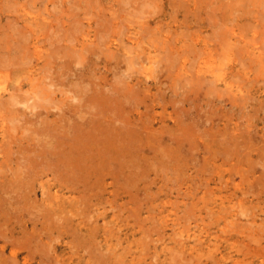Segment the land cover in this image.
Returning <instances> with one entry per match:
<instances>
[{
	"label": "rangeland",
	"instance_id": "obj_1",
	"mask_svg": "<svg viewBox=\"0 0 264 264\" xmlns=\"http://www.w3.org/2000/svg\"><path fill=\"white\" fill-rule=\"evenodd\" d=\"M12 1V2H11ZM72 1H74V2H71L70 0H0V34L2 35V34H4L5 35V38L6 37H8V39L6 38H4V35H0V56L2 55H4V57H3V59H1L0 60V87H3V86H5L6 84H8L10 81H12L11 80V73H13V70H12V66H18L19 64V66H21V65H24L25 66V71L23 72V75L25 74H28V73H32V71H34L35 70V68H38L39 67V65H36V66H34V67H32L33 65H35L38 61H40V63H42L43 64V61H44V59H42V58H39L38 59V55L37 54H32V52H33V48H38V49H42V50H44V52H47V51H50L51 49V51H55L54 49H53V47L55 48V46H56V51H55V55L59 58L58 60L60 61V62H62L63 61V57H67V58H69V56H68V54H70V49L71 48H73L74 46H75V44H77V41L78 40H80V39H78V38H82L83 36V34H85L86 33V31L87 32H90L92 35H93V37H92V39H97V36L99 35V37L100 36H102V37H98V40L99 39H101L102 41L104 40V36L106 37V35H107V33H108V30H110V32L111 33H109L108 34V38L106 37L105 39L106 40H104L103 42L101 41V40H96V43L94 44V43H92V40L90 39V37H89V41H88V45L90 46V47H92L93 46V44L95 45V46H93L92 48H90V50L91 51H89V46L87 45V47H88V52H92V53H89L90 54V56H93V62H95V65L94 66H92V68L91 69H87L88 68V66L86 65L85 67H84V61H81L80 60V62H78V61H76L75 62V60L72 58V56L70 57V58H72V60H74L73 62L74 63H72L71 62V66L74 68V69H71V68H68L69 69V71H71V72H69L68 71V69L67 68H65L67 71H68V74L67 75H70V77L73 79V80H75V81H73V80H71V79H68V78H70L69 76L68 77H66L67 79H66V81H65V83L63 84V85H61L62 86V88H67V86H66V82L67 81H73L74 83H76V84H78L77 83V81H79L78 80V76H76V74L74 75V73H76V70H77V68L79 67V66H81L80 68H85L84 69V71L86 72V74H87V76H86V78H91L92 79V81L94 82V83H97V82H99V81H103L104 82V80L105 79H107L108 78V80H107V84L106 83H103V85H102V87L101 86H99V87H101V88H103L104 90H106V93H109V94H111V95H113V96H119L120 94H113V92L114 93H116V90H119V89H121V87H120V84L121 85H123L124 83H123V79H120V78H122V77H124V78H128V79H130L129 78V76H127L128 74H129V69L128 68H126L127 66L126 65H128L125 61H127L128 59L124 56V54H125V51L127 50L128 52H126L128 55H130L131 57H133V55H135V59H137L138 60V65L137 66H140V64L142 65L143 63H142V53L145 55V54H149V55H151V57H152V59L154 60V58L158 61V64H156L157 62H156V60H154V62H151V60L147 57L146 58V60H145V62H144V64L143 65H147V66H151L150 68H149V70L147 69V71H145V70H141V71H139L138 72V76L139 77H141V79L143 78L144 79V82L146 83L145 84V86H149V89L146 91V95H145V97H144V100H143V102H140V108H139V111L143 114V111H144V113L145 114H147L146 116H145V114H143L142 116H143V118H144V121H146L147 123H148V125H150V129L149 130H151L152 128V130L149 132V138L151 139L150 140V146H152L153 148H151V153H152V155H151V153L149 152L150 151V148L148 149V147H145V149H144V151H142L141 152V154H142V157H144V158H146L147 160H145L146 162H143L142 164H141V166H143V167H141L140 165H138L139 166V168H141V170H138L139 168H133L134 169V171L136 172L135 174H132V170H131V168L130 169H127L124 173H119V175H121V180L119 179V181L117 180V182L115 181L116 179H115V177L112 175V176H107V179H104V181L103 182H101L100 184H99V186H98V188H97V190H95V191H88V192H81L80 194H82V196L84 195H86L85 197H83V202H85L86 201V199H88L87 198V196H88V194H89V197H91V201L90 200H88L89 201V203L88 204H85L84 203V205L82 204V205H80V214H83V216H81L80 214H77V215H73L71 212H68L69 211V208H64V212H62L61 214H58V213H53L52 214V216L53 217H50V219H47L46 217H44L43 215H41V214H43L44 212H46V210H45V208L47 209L48 207L46 206V205H43V203H44V201H45V197H46V194L45 195H43V188L41 187V185H39L38 187H36V191L37 192H31L32 194L30 195V197H29V199H33L34 200V198H35V200L33 201H31V203L33 202V203H36V204H32L31 205V203H29V202H27V204L28 205H25L26 206V210L25 209H22V210H17V205H16V207H14V205H11V211H10V209H9V211L11 212V215L9 216L11 219H12V221H13V223L15 222L16 223V221H17V223H16V225H14L13 224V226L11 225V229L10 230H8L9 228H7V229H5L6 227H8V225L6 224V225H4L3 226V228L5 229V230H7L6 232L8 233V237H5L4 238V235L2 236V235H0V243H4V242H11L12 241V243H20L21 244V242L22 243H24V241H26V239L25 238H29V239H31L30 237H31V235H30V233L28 232V231H30L31 230V233L33 232V231H37V232H40V229H42V228H44L45 226H46V224L47 223H45V225H44V222H51L50 223V225H51V229H53V230H51L50 232H45L46 230H44L43 231V234H44V236H40L38 239H36V241H34V240H32V242H34L33 243V245L37 248L36 249V251H37V258L39 259V261L38 262H36V264H53L55 261L56 262H59L60 264L62 263V264H100V262H101V264H102V258L103 257H107L108 258V256L109 257H113L114 256V253H110V251H107V249L109 248V247H112V246H117L118 245V243H121V245L119 244V246L120 247H122L121 249H120V251H125V250H127L126 251V253H125V255L128 257V259H130V258H135V261H139V264H174V262H175V264H184L185 262V264H189V262H190V264H192L193 262L195 263V264H197V263H199V264H201V262L203 263V264H207L206 262H208L209 264H246V262H247V264H259V263H261V261L264 259V250H263V248L262 247H264V238H263V240L261 239L262 237L261 236H264V229L263 230H261V228H264V227H262V226H260V224L261 223H263V225H264V200H262V199H264V190H263V188H262V185L264 186V184H263V182H261V181H263V179H264V176H262V178L263 179H261V175L263 174L262 173V170H263V167H264V163L261 161V160H263L264 161V155H262L263 153H262V150L261 149H263L264 148V141H262L261 142V140H264V74H262L263 72H261V71H264V69L262 70V67L260 66V64H261V62H260V59L258 58L257 59V54H255L256 52H254V48H260L258 51L260 52L261 51V49H262V47H263V49H262V51L264 50V43H262L261 42V40H264V0L262 1V3H261V0H256V2L254 1V0H247V2H246V0H238L240 3H238V2H236L237 3V5H239V6H241V7H236V3H234L235 1H232V0H227V1H225V0H223L222 2H224L225 4H224V6H226V9L228 10V11H226V10H222L223 9V3H222V5H221V7H222V9H221V7H220V3H221V0H216V2H218L219 4H215L216 2L215 1H213V0H207V1H205V0H197L199 3H197V1L196 0H184L183 1V6H181L182 5V3H181V1L182 0H176L178 3H176V1L175 0H172V6H171V0H170V2H168L169 0H162V1H159L158 0V2L157 3H155L157 0H150V1H148V0H132V1H130L129 2V0H114V1H112V0H99V1H95V0H92L93 2H95L96 3V7H94V4L95 3H93L92 1H90V2H92V3H90V2H88L89 0H83L84 2H86L85 3V5H83L84 4V2L82 1V0H78V2L79 3H81V4H79L78 2H77V0H76V2H77V4H75L76 2H75V0H72ZM106 1H108V2H106ZM116 1H118V3L116 2ZM119 1L121 2L122 1V3H123V5H121L120 3H119ZM137 1H138V5H136L137 4ZM144 1V2H143ZM145 1H146V3L148 4H146L145 3ZM149 3H148V2ZM152 1H153V4H158V5H153V4H151L152 3ZM174 1V2H173ZM187 1L189 2L188 4H189V6H190V9H191V11H193V12H191L190 11V9H189V7H188V4H187ZM209 1V2H208ZM213 1V2H212ZM220 1V2H219ZM233 2V4L232 3H230V2ZM242 1V2H241ZM244 1H245V3L247 4V5H250V7H252L251 9L250 8H245L244 6H247L245 3H244ZM250 1V2H249ZM67 2H68V4H67ZM69 2H71V3H69ZM87 2H88V4H87ZM99 4H98V3ZM103 2H104V4H103ZM211 2V3H210ZM61 3V4H60ZM72 3H74L73 5L76 7H72L71 6V10L73 9V10H75L76 11V9L78 10V8H80V6H81V8L79 9V11H80V13H79V11L77 12L78 14H77V16L75 15L76 13H74V11L72 10H69L70 9V5L72 4ZM90 3V4H89ZM114 3V4H113ZM132 3H134L133 4V6H132ZM136 3V4H135ZM161 3V4H160ZM177 4V5H174V4ZM206 3H208V4H206ZM251 3H253V5L251 4ZM59 4L60 5H63V7L62 6H59ZM70 4V5H69ZM93 5V7L91 6V11L89 10L90 9V7L88 6L87 7V9L86 10H88L89 12L88 13H91L93 16L95 15L96 16V18L98 17V18H100L99 16H101L102 17V15L104 16V18L102 17V19L104 20H101V19H99V20H96V18H95V16H94V18H93V16L90 14H88V13H86L87 14V16L88 17H85L86 15L84 14L85 12H87V11H85L84 13H83V11L85 10L84 9V6H87V5ZM110 4V5H109ZM118 4V5H117ZM130 4V5H129ZM148 7H146L145 5ZM160 4V5H159ZM234 5V6H232V5ZM244 4V5H243ZM257 4V5H256ZM80 5V6H79ZM97 5H99L98 7H97ZM101 5H103L102 7H101ZM105 5L107 6L106 7V9H104L105 8ZM115 5V6H114ZM197 5H198V7H197ZM208 5V6H207ZM214 6V8L215 9H217L215 12L213 11V10H215V9H212V6ZM229 5H231L230 6V8H229ZM252 5V6H251ZM263 5V6H262ZM59 6V7H58ZM112 6V8H111V10H109V8L108 7H111ZM114 6V7H113ZM131 6V7H130ZM138 6H140L139 8L141 9V7H142V9H141V11H142V13L140 12V11H138V10H140V9H138ZM143 6H144V8H143ZM153 6V7H152ZM160 6H162L161 8H162V10H160L159 8H160ZM175 6V7H174ZM186 6H187V8H186ZM210 6H211V8H210ZM65 7V8H64ZM83 7V8H82ZM99 7H101L102 8V10H104V14H103V11L101 10V8H99ZM104 7V8H103ZM117 7V10H113V9H115ZM135 7V12L133 13V10H131L130 8H134ZM158 9H157V8ZM182 7V8H181ZM200 7V11H197L196 9H198ZM207 7L209 8V9H207ZM217 7H220V9L219 8H217ZM247 7H249V6H247ZM257 7H258V9H257ZM263 7V8H262ZM59 8H60V11H58L59 10ZM61 8H62V11H61ZM75 8V9H74ZM89 8V9H88ZM93 8V9H92ZM100 10H99V9ZM137 8V9H136ZM146 8V9H145ZM152 8H154V10L152 9ZM196 8V9H195ZM225 8V7H224ZM233 8L235 9V10H233ZM81 9H83V10H81ZM95 9V10H94ZM121 9H122V11H121ZM148 9H151V10H148ZM185 9H187V13H186V10ZM210 9H212V10H210ZM250 9V10H249ZM261 9V12H259V10ZM17 12H16V11ZM92 10H94V14H93V11ZM98 10V11H97ZM107 10V11H106ZM146 10V11H145ZM160 10V12H158ZM173 10V11H172ZM239 10H240V14H239ZM242 10H249L248 12H246V11H242ZM256 10V11H255ZM35 11V12H34ZM66 11V13L64 14V12ZM71 11V12H70ZM106 11V12H105ZM111 11V12H110ZM148 11V12H147ZM153 11H156L155 12V15H152L153 13ZM211 11H213V13L211 12ZM221 11H223V12H221ZM236 13H235V12ZM242 11V12H241ZM252 11V12H251ZM2 12V13H1ZM18 12H20V14L18 13ZM53 12V13H52ZM71 14V15H74V17H72L69 13ZM108 12V13H107ZM140 12V13H139ZM147 12V14H145ZM176 14H175V13ZM186 13V14H184V16H183V13ZM197 12H200L199 14L197 13ZM221 12V13H220ZM244 12V13H243ZM251 12V15L249 14ZM256 12V13H255ZM258 12L261 14H258ZM263 12V13H262ZM42 13V14H41ZM44 13V14H43ZM59 13H61V14H59ZM102 13V14H101ZM112 13V15H110ZM139 13V16L137 15ZM156 13H158L157 15H156ZM208 13V14H207ZM210 13V14H209ZM217 13H218V15H219V13H220V15L218 16L217 15ZM223 13H224V15L225 16H223L224 18L222 19V15H223ZM233 13V14H232ZM248 13V14H247ZM13 14V15H12ZM28 14V15H27ZM50 14V15H49ZM121 14V15H120ZM145 14V18L143 17V15ZM234 14H236L235 16H234ZM263 14V15H262ZM20 15V16H19ZM81 15H83L85 18H83ZM99 15V16H98ZM108 17V19H107V17ZM108 15H110V16H112L111 18H110V16H108ZM173 15H175V16H173ZM198 15H200V16H198ZM208 15H210V16H208ZM242 15V16H241ZM247 15V16H246ZM252 15H253V17H252ZM261 16V20H260V17H258V16ZM12 16V17H11ZM17 16V17H16ZM30 16V17H29ZM40 16V17H39ZM60 16V17H59ZM78 17V20H77V18L76 17ZM80 16L83 18H80ZM114 16V17H113ZM148 16H149V18H148ZM176 16H177V18H176ZM229 16V17H228ZM11 17L12 19L13 18H15L16 19V21L17 22H15V19L13 20V22H12V19L9 18ZM32 17V18H31ZM41 17H44V18H41ZM92 17V18H91ZM117 17V18H116ZM175 19H174V18ZM214 17V18H213ZM236 17V18H235ZM18 18V19H17ZM39 18H41L40 20H39ZM115 20H114V19ZM218 18H219V20H222V21H220L219 22V20H218ZM233 18V19H232ZM248 19V21H247V19ZM251 18H252V20H251ZM256 18H258V19H256ZM44 19V20H43ZM51 19H53V21L51 20ZM75 19H76V21H75ZM117 19V20H116ZM129 19V20H128ZM207 19V20H206ZM208 19H210V21L213 19L214 21H212V22H214L215 23V21H216V19L218 20V22H216V24L218 25V24H221V22L223 23V25L225 24V26H221L222 28H226V25H228L229 27H227L226 29H224V30H228V28H229V35H225L224 33H226V31H223L224 33H222V31H221V29L219 28L220 26H217L216 24V26L219 28V29H217L216 27H215V25H214V23H211L210 24V22H209V20ZM229 19H231V21L232 20H235V21H233L232 23L229 21ZM11 20V21H10ZM19 20V21H18ZM28 20V21H27ZM32 20V22H30ZM41 20L43 21V22H41ZM67 20V21H66ZM82 22H81V21ZM113 20V21H112ZM125 20V21H124ZM138 20V21H137ZM156 20V21H155ZM157 20H158V22H157ZM160 20V21H159ZM183 20H186V22L185 21H183ZM226 22H225V21ZM260 20V21H259ZM44 21H45V24L43 25V23H44ZM48 23H47V22ZM63 21V22H62ZM65 21V22H64ZM95 21H96V23H97V21H98V25H96V23H95ZM112 21V22H111ZM155 21V22H154ZM249 22V23H247V22ZM253 22V24H252V22ZM263 23H262V22ZM103 22V23H102ZM138 22H139V24H142V25H144V27L146 28V29H144V27L141 25V26H139L138 27ZM166 22V24L164 25V23ZM247 24H249V25H251V26H249V25H247ZM29 23V24H28ZM31 23V24H30ZM42 23V24H41ZM51 23V24H50ZM63 23H64V25H63ZM91 23V25H93V26H91V25H88V24H90ZM109 23H112V24H109ZM114 23H115V25H114ZM157 25H156V24ZM186 23V24H185ZM255 23V24H254ZM259 23V24H258ZM262 23V24H261ZM22 24V25H21ZM34 24V25H33ZM38 24V25H37ZM81 24H83V26L81 25ZM108 24H109V26H108ZM116 24H120V26L118 25V27H119V29L117 30V26H116ZM197 24V25H196ZM213 24V25H212ZM19 25H21V26H19ZM29 25V26H28ZM71 25V26H70ZM163 25V28L164 29H162L161 31H160V28H161V26ZM200 25V26H199ZM230 25H232V26H230ZM238 25V26H237ZM259 25V26H258ZM263 25V26H262ZM22 26H24L23 28H22ZM33 26V27H32ZM34 26H38L37 28L36 27H34ZM40 26H45L46 27V30H45V28H43V27H40ZM67 26H70L69 27V29L71 30H69L68 29V27ZM75 26H77V30H76V27ZM82 26V27H81ZM86 26H90L89 28H85ZM101 27V28H98V27ZM110 26L111 27H113L114 26V29L112 28V30H111V28H110ZM239 26H242V27H240L239 28ZM257 26H258V28H261V29H258L257 28ZM19 27H21L20 29H22V31L24 30V32L26 31L27 33H28V28H29V30H31V33H33L32 35H31V33H30V31H29V35L27 34L24 38H23V36H24V33H23V35H21V31L19 32V30L20 29H18ZM48 27V28H47ZM84 27V28H83ZM107 27V28H106ZM150 27V28H149ZM187 27V28H186ZM211 27H213V30H212V28ZM230 27H232V28H230ZM235 27V28H234ZM246 28V30H248L247 29V27L249 28V30L247 31V33H244V32H241L242 30H245V29H242V28ZM38 28H41L40 30H38ZM44 30H43V29ZM96 28V29H95ZM110 28V29H109ZM173 28V29H172ZM180 28V29H179ZM185 28H186V31H184L185 30ZM194 28V29H193ZM197 28V29H196ZM199 28V29H198ZM214 28H216V30H220L219 31V33L216 31L215 32V29ZM251 28V29H250ZM253 28V29H252ZM4 29H6L5 31H6V33L5 32H2V31H4ZM143 29L144 30H146L145 32H143ZM150 29H151V31H150ZM157 29V30H156ZM182 29H184L183 31L186 33L187 31L191 34H188V32H187V34H185V33H182L183 31H181ZM195 29L197 30V31H195ZM230 29H232V30H230ZM255 29H257V31L255 30ZM12 30V31H11ZM36 30H38V34H37V31ZM43 30V31H42ZM84 30V31H83ZM149 30V32H147ZM157 31L159 34H157L155 31ZM191 30H194V31H191ZM260 30H262V31H260ZM82 31V32H81ZM95 31V32H94ZM102 31V33H100ZM107 31V32H106ZM115 31H119L118 32V34H117V32H115ZM154 31V32H153ZM179 31L181 32V33H179ZM213 31V32H212ZM228 31H227V33H228ZM256 31V32H255ZM2 32V33H1ZM11 34H10V33ZM40 32V33H39ZM64 32V35L62 34ZM85 32V33H84ZM153 32V33H152ZM178 32V33H177ZM203 32H205V34L203 33ZM208 32V33H207ZM75 33V34H74ZM78 33H80V34H78ZM127 33V34H126ZM140 33V34H139ZM146 33V34H145ZM152 33V34H151ZM156 33V34H155ZM174 33V34H173ZM212 34V36L214 35V33H216L215 35H216V37L214 36L213 38H212V36H211V38L212 39H217V40H212L211 38H210V36L209 37H207L206 35H209V34ZM220 33L222 34V35H220ZM260 33V34H259ZM9 34V35H8ZM13 34H14V36H16V37H19V39H20V36H21V39H20V41H18V38H16V37H13ZM16 34V35H15ZM48 34V35H47ZM62 35V38L60 37L61 35ZM87 34V33H86ZM86 34H85V37H86ZM104 34V35H103ZM141 34H142V36H141ZM172 36H171V35ZM217 34H219V35H217ZM238 34V35H237ZM245 34V35H244ZM247 34V35H246ZM12 35V36H11ZM20 35V36H19ZM30 35H31V37H30ZM59 35V36H58ZM65 35H68L67 37L65 36ZM97 35V36H96ZM117 35L118 36H121L120 38H121V40H118V39H120V38H117ZM129 35V36H128ZM134 36V38H133V36ZM137 37H136V36ZM145 35V36H144ZM151 35V36H150ZM159 37H158V36ZM176 35V36H175ZM181 35V36H180ZM188 37H187V36ZM190 35V36H189ZM236 35V36H235ZM255 35H259L260 36V39L261 38H263V39H261L260 41H258L257 39H258V37L257 36H255ZM37 36V37H36ZM59 38H58V37ZM109 36H111L110 38H109ZM143 36H144V38H143ZM151 38H154V39H152L151 38V40L149 39V37ZM157 38H156V37ZM163 36V37H162ZM178 36V37H177ZM222 36V37H221ZM251 36V37H250ZM1 37H3V39H4V41H2L3 39L1 38ZM30 37V38H29ZM72 39H71V38ZM136 37V38H135ZM146 37V38H145ZM193 37V38H192ZM218 37H219V40H218ZM225 37L227 38V40L225 39ZM230 37V38H229ZM244 37V38H243ZM22 38L23 39H25V41H23L22 40ZM27 38H29V41H28V39ZM162 38H164V40H166L167 39V41L169 40L170 42H167V41H163L162 40ZM175 38V39H174ZM192 38V39H191ZM210 38V39H209ZM249 38V39H248ZM252 38H255V40H257V41H255L254 39H252ZM257 38V39H256ZM45 39H47V40H45ZM58 39H60V40H58ZM62 39V40H61ZM66 39H68V40H66ZM69 39H71V41L69 40ZM78 39V40H77ZM140 39V40H139ZM149 39V40H148ZM246 39V40H245ZM251 39V40H250ZM6 40V41H5ZM10 40V41H9ZM13 40H15V42L13 41ZM17 40V41H16ZM159 40V43L157 42ZM175 40V41H174ZM226 40V41H225ZM244 40V41H243ZM253 40V41H252ZM9 41V43H15V44H13V46L11 47L10 45L12 44H9V46H8V42ZM62 41V42H61ZM73 41V42H72ZM101 41V42H100ZM126 43H125V42ZM139 41V42H138ZM157 43H156V42ZM163 41V42H162ZM174 43H173V42ZM188 41V42H187ZM220 41L221 43H223V44H221V43H218V42ZM228 41V42H227ZM239 41V42H238ZM250 41V42H249ZM19 42L21 43V47H20V44H19ZM39 42H42V43H39ZM97 42H98V44H97ZM123 42V43H122ZM128 42V43H127ZM166 42V43H165ZM191 42V43H190ZM226 42H227V44H226ZM236 42H237V47H238V49H239V51L237 52V47L235 46L236 45ZM252 42H254L253 44H252ZM255 42H256V44H255ZM258 42V43H257ZM264 42V41H263ZM7 43V44H6ZM26 43V44H25ZM90 43H92V44H90ZM103 43H105V44H103ZM111 43H114V45L116 46L117 44H119L120 46H119V48H118V50H116V53H118L119 54V56L120 57H122L123 59H125V60H123V59H118V60H116V58H112V65H109V67H107V66H105L104 64V62L102 61V58H103V53L101 54V56H100V54H95V53H98L99 52V50L101 51L102 49H105L106 50V46H107V48H109V46L111 45ZM140 43H142L141 44V46H139V45H137V44H140ZM154 43V44H153ZM168 43V44H167ZM188 43V44H187ZM217 43H218V46H217ZM239 43V44H238ZM260 43V44H259ZM261 43L263 44V45H261ZM16 44H17V46H16ZM23 44H25V46H23ZM49 44V45H48ZM63 44V45H62ZM97 44V45H96ZM103 44V45H102ZM127 44H129V45H127ZM158 44L159 45H161V47L162 48H160V46L159 47H157L158 46ZM174 44V45H173ZM219 44H221L222 46H220ZM257 44L260 46V47H258L257 46ZM35 45H38L39 47H37V46H35ZM55 45V46H54ZM57 45L60 47V45H62L61 46V48L60 49H62L63 51H65L64 53H68L67 55H65V56H63V55H61V54H64V53H62L63 51L62 50H60V49H58L59 47H57ZM99 45V47L100 48H98L97 46ZM104 45H106V46H104ZM113 45V46H114ZM135 45V46H134ZM168 45H169V47H168ZM171 45V46H170ZM187 45V46H186ZM196 47H194V46ZM226 46V48H225V46ZM239 45V46H238ZM1 46H3L2 48H1ZM6 46H7V48H6ZM16 46V47H15ZM28 46V47H27ZM29 46L32 48V50H31V48L29 49ZM50 46V47H49ZM150 46V47H149ZM197 46L201 49H199V48H197ZM228 46V47H227ZM235 46V48H233V47ZM25 47V48H24ZM49 49H48V48ZM52 47V48H51ZM63 47V48H62ZM77 47H81L79 44H77ZM157 47V48H156ZM184 47H185V49H184ZM190 47V48H189ZM192 47H194V48H192ZM203 47V48H202ZM230 47V48H229ZM243 47V48H242ZM4 48V49H3ZM44 48H46V50L44 49ZM51 48V49H50ZM69 48V49H68ZM75 48H76V46H75ZM94 48V49H93ZM161 50H160V49ZM164 48V49H163ZM181 48V49H180ZM186 48H187V51L184 53L183 51H185L186 50ZM191 48H192V51H193V54H194V56H195V59H196V56H199V57H197V61L194 59V56H193V54L192 53H190V52H192L191 51ZM211 48H212V50L214 51V53H213V57H214V61L216 62V63H218V64H222V63H225V64H230L231 65V68L229 69V72H230V76H231V78H233V81L235 82V80H236V83L238 84V85H241L242 87H243V90H239V88H238V86L236 87V89L235 90H237V91H232V90H230V92H231V94H233V97L229 94V91L224 87V85H221V86H219V89H220V87H221V89L223 88L225 91H223V92H226V93H228V94H226V93H223L221 90V92L224 94L223 96L225 97H223L222 96V93H220V91H218V90H215L214 91V93H219L221 96H219V94H214L212 91V93H209L208 91H207V88H205V87H203V91H205V92H203L202 93V89L199 91V95L201 94L202 96L200 97V96H197V98L196 99H194V101H193V98H195V96L196 95H198L196 92H194V91H189V92H187L188 94H185L186 92L185 91H187L186 89H188L189 88V90H190V87L189 86H191V84L189 83V80L188 79H190L191 77H190V74L192 73V72H195V70L197 69V66H198V64L200 63V62H202V60H204L205 58H207V53H208V50H211ZM252 48V49H251ZM2 49V50H1ZM22 49H24V50H22ZM28 49V50H27ZM99 49V50H98ZM183 49V50H182ZM188 49H189V53H188ZM203 49V50H202ZM241 49V50H240ZM248 49H249V51H248ZM9 50V51H8ZM16 50H17V52H16ZM32 52H31V51ZM57 50H60L59 51V53H61L60 55L62 56L61 57V59H60V55L58 56V52H57ZM93 50V51H92ZM159 50V51H158ZM169 50V51H168ZM220 50V51H219ZM224 50V51H223ZM225 50H226V52H225ZM235 50H236V52H237V54H238V56H237V54H235ZM4 51V52H3ZM11 51V52H10ZM22 51H24V52H22ZM29 51V52H28ZM62 51V52H61ZM96 51V52H95ZM118 51V52H117ZM133 51V52H132ZM165 51V52H164ZM169 52V53H166V52ZM173 51V52H172ZM197 51V52H196ZM201 51V52H200ZM202 51L204 52V53H202ZM207 51V52H206ZM219 52L218 54H217V52ZM248 51V52H247ZM10 52V53H9ZM121 54H120V53ZM195 52V53H194ZM205 52H206V54H205ZM22 53V54H21ZM100 53V52H99ZM124 53V54H123ZM157 53V54H156ZM163 55H162V54ZM172 53V54H171ZM173 53H176V54H174L173 55ZM182 53V54H181ZM225 53V54H224ZM240 53H242L241 55H240ZM28 54V55H27ZM89 54L87 53V55L89 56ZM139 54V56H137V55ZM169 54V55H168ZM198 54V55H197ZM224 54V55H223ZM35 55L37 56V57H35ZM99 55V56H98ZM123 55V56H122ZM172 55H173V57L175 56V55H179V57L180 58H178V61H176V58H177V56H176V58H175V62H174V58L172 57ZM217 55V56H216ZM240 55V56H239ZM264 55V54H263ZM8 56V57H7ZM17 56V57H16ZM31 56H33L32 58H31ZM96 56H98V59H97V57ZM105 56V55H104ZM254 56V57H253ZM259 56V55H258ZM8 59H7V58ZM118 57V56H117ZM158 57H160V58H158ZM169 57V58H168ZM171 57L173 58V59H171ZM192 57H193V59H192ZM218 57V58H217ZM222 57H223V59H222ZM237 57H239L238 59H237ZM241 57L242 58H245V59H247V57L249 58V59H247V60H244V59H242L244 62L243 63H241L242 62V60H240L241 59ZM0 58H2V57H0ZM30 58H31V60H30ZM101 58V59H100ZM134 58V57H133ZM236 58V59H235ZM256 58V59H255ZM6 59V60H5ZM20 59L21 60H23V61H20ZM65 59V58H64ZM114 59V60H113ZM140 59V60H139ZM190 59H192V61L190 60ZM255 60V62H253L254 60ZM12 60H14V61H12ZM16 60H19V63L16 65V63L15 64H13L14 62H16ZM96 60H98V61H96ZM116 60V61H115ZM120 60H122V61H124L125 63L123 64V65H121L122 63V61H120ZM163 60V61H162ZM219 60H221L220 62H219ZM251 60H252V62L253 63H251ZM4 61V62H3ZM8 61H9V63H8ZM85 61L87 62V60L85 59ZM168 61H169V63H168ZM180 61V62H179ZM196 61V62H195ZM239 61H241V62H239ZM246 61V62H245ZM258 61V62H257ZM8 63V65H6L7 63ZM26 62V63H25ZM35 62V63H34ZM116 62V63H115ZM118 62V63H117ZM177 62V63H176ZM188 62H190L191 63V65L188 63ZM195 62V63H194ZM228 62V63H227ZM259 62H260V64H259ZM31 63V64H30ZM76 63H78L77 64V66H76V68H75V64ZM88 63V62H87ZM154 63V64H153ZM163 63V64H162ZM167 63H168V65H167ZM174 63H176V64H174ZM180 65H179V64ZM246 63H248V65L246 64ZM5 65V67H3L4 65ZM10 64V65H9ZM29 66H28V65ZM41 64V65H42ZM80 64V65H79ZM116 64V65H115ZM153 64V65H152ZM167 65V68H166V66H164V65ZM172 64V66L173 67H169V65H171ZM192 64H195V66H194V68L193 69H191V71H190V69H187V68H192L193 67V65ZM258 64H259V66H258ZM119 65V66H118ZM122 66V68H121V66ZM177 65V66H176ZM187 65V66H186ZM189 65V66H188ZM200 65V64H199ZM223 65V64H222ZM254 65H255V67L256 66H258L259 68H261V69H258V70H256V71H254L255 70V67H254ZM104 66V67H103ZM113 67L111 70H108L109 68H111V67ZM123 66L125 67V68H123ZM153 66H154V69H152L153 68ZM247 66V67H246ZM9 67V68H8ZM96 67V68H95ZM115 67V68H114ZM129 67V66H128ZM162 67H163V69L166 71V72H162ZM171 68H173V69H171L172 71V73L170 72V69ZM181 67V68H180ZM246 67V68H245ZM249 67V68H248ZM120 68V71H122L121 73H119L118 72V69ZM156 68V69H155ZM244 68V69H243ZM254 70H253V69ZM101 70V72H99V70ZM122 69V70H121ZM123 69H124V71H123ZM169 69V70H168ZM195 69V70H194ZM252 69V70H251ZM9 70V71H8ZM91 70V71H90ZM157 70H158V72H157ZM167 70H168V73H169V75L167 74ZM231 70V71H230ZM40 71V69L38 70V72ZM96 71V72H95ZM115 71V72H114ZM174 71V72H173ZM234 71H235V73H234ZM237 71H238V73H237ZM259 71V74L261 75L262 74V76H260L259 74L257 75V72ZM72 72H74L73 73V75L74 76H76V77H72L71 75V73ZM93 72V73H92ZM147 72H149L150 73V75L148 76L147 75ZM153 72V73H152ZM159 73V75L157 74V73ZM160 72H162V74L160 73ZM232 72L234 73V74H232ZM9 73V74H8ZM99 73H100V75H99ZM103 73V74H102ZM118 73L121 75L122 74V76H120V78H119V80H121L120 82L117 80V78H118ZM155 73H156V75H155ZM167 75H166V74ZM39 74H41V72L39 73ZM88 74H90V75H88ZM92 74V75H91ZM98 74V75H97ZM115 74V75H114ZM166 76H165V75ZM185 76H184V75ZM240 74H242V75H240ZM257 75V77L255 78V76ZM97 75V78L95 77ZM104 75V76H103ZM153 75V76H152ZM161 75V76H160ZM178 75H179V77H178ZM186 75H188V77H186ZM236 75H238V78H237V76ZM240 75V76H239ZM66 76V75H65ZM94 76V77H93ZM100 76V77H99ZM154 76H156V77H154ZM175 76V77H174ZM234 76H236V77H234ZM93 77V78H92ZM106 77V78H105ZM113 77H115V78H113ZM159 77V78H158ZM243 77V78H242ZM252 77H254V79H251ZM263 77V78H262ZM75 78V79H74ZM77 78V79H76ZM156 78V79H155ZM238 80H237V79ZM241 78V79H240ZM169 79V80H168ZM178 79H180V80H178ZM239 79H240V81H239ZM256 79V80H255ZM257 79H258V82L259 83H257ZM261 79H263V80H261ZM88 80V79H87ZM146 80H148V81H151V82H147ZM165 80V81H164ZM171 80V81H170ZM180 82L179 84H182V85H179L178 84V81ZM255 80V81H254ZM116 81H117V83H116ZM166 81H167V83H166ZM168 81H170L171 83H168ZM176 82V84H175V82ZM185 81H186V83H187V85H186V83H185ZM239 81V82H238ZM250 81V82H249ZM263 81V82H262ZM173 82V83H172ZM247 82L248 83H250L251 85H249V84H247ZM117 85V84H119V89H118V85L116 86V88L114 87L115 85ZM178 84V85H177ZM68 85V84H67ZM71 87H72V89H66V92L64 91V93H61V92H58L57 93V99H64L65 98V102H66V100H69L70 99V96L73 94V84L71 83ZM93 84H92V82H90V84H89V86H92ZM100 85V84H99ZM105 85V86H104ZM110 85V86H109ZM185 85V86H184ZM243 85H245V86H243ZM247 85H249V86H247ZM76 86H78V85H75V87ZM144 86V87H145ZM171 86V87H170ZM181 86H182V89H184V87L186 88L187 86V88L185 89V90H182V91H180L179 89L181 88ZM184 86V87H183ZM69 87H70V85H69ZM79 87V86H78ZM78 87H76V88H78ZM108 87H109V89H108ZM123 87V86H122ZM143 87V86H142ZM143 87V89L145 90L146 88H144ZM169 87V88H168ZM168 88V89H167ZM172 88H173V91H174V88L175 89H177V93L175 92V93H173L174 94V98L177 100V98H179L178 96L180 95L181 97H182V99H181V97L179 98L180 100V102L177 100L176 102L175 101H173L174 99H173V94H169V93H172ZM26 89H27V87H25V90H23V91H20V94H19V98L21 97V102H19V104H16L15 105V107L16 108H18V109H16V110H18V112L16 113V114H18V116L20 117H18L19 119H16V120H13V116H11L12 117V120L14 121V123L15 122H17V120H19L18 121V123H19V125H18V123H16V125L19 127V131L17 130V129H15V128H10L11 126H15V125H12V122H11V117L9 118V121H7L8 123V127L10 128V129H13V130H11L13 133V135H14V133L16 132V134H15V136H16V138H15V136H14V138H13V140L15 141H13L12 143H9L10 145H11V147H13L12 149H11V147L9 146V145H7V144H5V146H6V148H7V150L8 151H12V152H7V150H6V148H5V146H3L2 144H3V142L2 141H0V147H1V149H0V157H2L3 156V154L5 153V156L7 157V161H2V159H4L3 157L1 158V160L0 161H2V162H4V163H2L1 165H2V167H1V165H0V169L2 170V172L0 173V180H2L1 182H0V188H2L3 187V192H1L0 193V195H2V193H4L3 195H2V197L3 196H5L6 197V195L8 196V198H9V193H6L5 191H8L9 192V190L8 189H10L11 190V188L12 187H14V185H15V182H14V184H11V183H13V181H14V179H15V177H16V175H17V173L18 172H15L17 169H14V167H18V170L17 171H19L20 170V172L22 171V169L24 168V166H22L21 167V165H25L26 166V157H25V154H28V153H31L29 150L27 151L26 150V148H28V146L29 147H41L42 146V144H40V143H42V142H44V141H42L41 139V136L43 135L44 136V134H45V130H46V128L45 129H43L46 125H47V123H48V125L47 126H50L49 128H51V126H53L54 125V123L55 124H57L56 123V121L58 122V123H64L63 121H61L60 122V118H61V116H60V114H59V117L57 116V113L59 112L60 113V111L61 110H59L58 109V106L60 105V103L58 102V104L57 103H53V102H50L51 104H49L50 105V109L52 108L51 106H53V104H54V108L53 109H57L56 111L55 110H53V109H51V111H52V114L51 115H49V116H47V117H49L48 119L49 120H47L46 119V117L45 116H40V118H39V120H38V117L39 116H36V108H33L32 109V107H31V111L28 109L29 107L28 106H25L24 107V105H26V99H27V97H26V95L27 96H29L30 94H28L29 92H27V93H24V92H26ZM114 89V90H113ZM116 89V90H115ZM204 89H206V90H204ZM156 90H157V92L159 93H157L156 92ZM158 90H162L161 92L162 93H164V94H162V93H160V91H158ZM28 91V90H27ZM72 91V93H69V92H71ZM180 93H179V92ZM217 91V92H216ZM1 92H4V89H1ZM9 92L10 91H7V92H5V95H7V97H9L10 96V94H9ZM155 92L158 94V95H156L155 94ZM247 92H248V95H247V97L245 96V93L247 94ZM119 93H121V91L119 90ZM184 95H186L185 97H187V98H185V97H183V94ZM193 94V95H190V94ZM195 93H196V95H195ZM207 93V94H206ZM65 94V95H64ZM150 96H149V95ZM162 96H164L163 98H164V100L163 101H161V95ZM176 94V95H175ZM205 94H206V96H205ZM212 94V95H211ZM226 94V95H225ZM239 94H241L242 96H243V98H242V96H240ZM244 94V95H243ZM250 94H252V95H250ZM66 95L68 96L67 98H66ZM160 95V96H159ZM195 95V96H194ZM207 95H209V96H211V97H213V96H215L214 98H211L212 100H210L209 101V98L210 97H208ZM228 95H230V96H228ZM26 97V99L24 98V97ZM61 96V97H60ZM149 96V97H148ZM156 96V97H155ZM159 96V97H158ZM189 96H191V97H189ZM218 96H219V98H218ZM227 96H228V99H227ZM235 96H237V98H235L234 99V97ZM249 96H250V98H256V99H253V101L252 102H250V99H249ZM252 96H254V97H252ZM6 97V96H5ZM171 97H172V99L173 100H171V101H169L170 99H171ZM189 97V98H188ZM199 97H200V99H199ZM221 97V98H220ZM229 97H231V99H234V100H232V101H230L231 99L229 98ZM240 97L242 98V99H240ZM185 98V99H184ZM206 98H208V99H206ZM248 98V99H247ZM156 99H158V100H156ZM190 99V100H189ZM192 99V100H191ZM221 99V100H220ZM225 99H227V100H225ZM236 99L238 100V101H236ZM26 100V101H25ZM59 100V101H60ZM203 100V102H201ZM243 102H242V101ZM258 100V101H257ZM30 101V103H32L34 100L33 99H30L29 100ZM28 101V102H29ZM153 101H154V103H153ZM157 101H159V102H157ZM183 101V102H182ZM189 101V102H188ZM192 101V102H191ZM198 101H199V103H198ZM207 101H209V102H207ZM211 101H213V102H211ZM234 101V102H233ZM240 101V103L242 102L243 104H245L244 106H243V108H242V103H241V106H239V102ZM247 103H246V102ZM23 102L25 103L24 105H23ZM61 102V101H60ZM151 102V103H150ZM163 102V103H162ZM166 102V103H165ZM173 104H172V103ZM177 102H179V103H177ZM195 102V103H194ZM212 103V105H211V103ZM231 102H233V103H235V104H232ZM237 102V103H236ZM142 103V104H141ZM182 103V106L180 105ZM191 105H190V104ZM194 103V104H193ZM198 103V104H197ZM205 103H207V104H205ZM208 103H209V106H208ZM221 103V104H220ZM175 104H177V105H175ZM196 104H197V106H196ZM226 104V105H225ZM247 104V105H246ZM252 104V105H251ZM19 105V106H18ZM164 105H166L167 107H165L164 109H162L163 107L162 106H164ZM172 105H174V106H172ZM188 105H190V107L192 108L193 107V109H192V112H190L191 111V108L188 106ZM195 105V106H194ZM199 105V106H198ZM207 105V106H206ZM217 105V106H216ZM218 105H220V106H218ZM261 105H263V106H261ZM57 108H56V107ZM175 106H178L177 108L175 107ZM184 106V107H183ZM201 106L203 107V108H201ZM206 106V108H204ZM210 106H212L211 108H210ZM217 107V109H216V107ZM222 106V107H221ZM256 106V107H255ZM26 107H27V110H26ZM146 107V109L144 110V108ZM149 107H151V108H154L153 110L151 109V108H149ZM175 107V108H174ZM187 107H189L190 108V111H188V112H190V114L189 113H187V109H189V108H187ZM195 107H197L196 109H199V110H195L194 108ZM210 108V110L213 108V107H215V111H214V108L211 110V111H214V112H208L209 110V108ZM241 107V108H240ZM252 107H255V109L254 108H252ZM166 108H167V110H166ZM172 108L173 109H175V110H172ZM179 108H180V110H179ZM246 108H248V110L246 109ZM263 108V109H262ZM148 109H150L149 111H147ZM155 109H157V110H155ZM184 111H182V110ZM206 109V110H205ZM228 109H229V111H228ZM234 109H235V111H234ZM240 109V110H239ZM242 109V110H241ZM245 109V110H244ZM257 109V110H256ZM22 110V111H21ZM33 110V111H32ZM143 110V111H142ZM163 110V111H162ZM177 110H179L178 112H176ZM203 110H205V111H203ZM227 110V111H226ZM152 111H153V114H152ZM175 111V112H174ZM182 111V112H181ZM195 111H196V113H195ZM201 111H202V113H201ZM218 111V112H217ZM221 111H222V113L224 114V115H221L222 113H221ZM231 111H232V113H231ZM234 111V112H233ZM238 111L240 112V113H242V114H240L239 115V113H238ZM242 111V112H241ZM244 111V112H243ZM246 111H248V114H247V112ZM257 111V112H256ZM24 112V113H23ZM25 112H26V114H25ZM57 112V113H56ZM165 112V113H164ZM220 112V113H219ZM225 112L226 113H230L231 114V120L229 119V116H230V114H229V116H228V114H225ZM249 112H251V114L249 113ZM22 113V114H21ZM32 113H34L33 114V116L34 117H32ZM55 113H56V115H55ZM155 113V114H154ZM157 113V114H156ZM163 113V114H162ZM173 113V114H172ZM175 113V114H174ZM203 113H207V115H208V117L207 116H205V114H203ZM211 113H213L212 114V116L213 117H210L211 116ZM217 113H219L218 115L219 116H217L216 114ZM237 113H238V115H237ZM27 114H28V116H27ZM166 116H165V115ZM171 114L175 117L176 116V118H175V120H174V117H172L171 116ZM195 114V115H194ZM199 114V115H198ZM202 114V115H201ZM210 114V115H209ZM215 114V115H214ZM247 114V116H245ZM23 115H26L25 117L23 116ZM163 115V116H162ZM191 115V116H190ZM197 115L199 116V119H198V117H197ZM232 115H233V117H232ZM30 116V117H29ZM55 116V117H54ZM146 118H145V117ZM177 116H178V119H177ZM200 116H201V118L202 117H205V119L204 118H202L203 119V121H202V119L200 118ZM216 116V119H213L214 117ZM240 116V117H239ZM245 116V117H244ZM252 116V117H251ZM44 117V123H43V118ZM151 117V118H150ZM179 117H180V119L182 120V121H184V122H182V121H180V119H179ZM193 118V120H195V121H193V120H189V118ZM194 117H195V119H194ZM218 117V118H217ZM221 119H220V118ZM241 117H242V119H241ZM246 117H247V119H246ZM250 117H251V119H250ZM24 118L26 119V121H28V126H26L27 125V122L24 120ZM32 118H34V120L35 121H39L40 122V124L41 125H39L37 122H35V121H33V120H30V119H32ZM188 118V119H187ZM228 120H230V122L229 121H227V119ZM237 118H239V119H237ZM249 118V119H248ZM147 119V120H146ZM186 119V120H185ZM201 119V120H200ZM207 119H210L211 120V122H212V124L211 123H209V122H207V121H210V120H207ZM220 121H219V120ZM29 120L30 121H32L31 122V124H33L34 123V125L33 126H31V124H30V126H29ZM47 120V121H46ZM149 120V121H148ZM152 122H151V121ZM176 120H177V122H176ZM199 120V122L201 121V123H200V125H198V128H199V130H201V131H199V132H201V134L200 133H198V130H197V124H196V122ZM214 120H217L216 122L218 123V124H216V122L214 121ZM20 121H21V123L22 124H20ZM187 121L188 122H190V123H187ZM26 122V123H25ZM42 122V123H41ZM53 122V123H52ZM199 122H197L198 124H199ZM203 122H204V124L206 123V125H204L203 124ZM214 122H215V124H214ZM240 122H243V123H246L245 124V126L243 125V124H241ZM51 123V124H50ZM180 123L182 124V125H180ZM207 123H208V125H207ZM11 124V125H10ZM25 126H24V125ZM35 124H36V129H37V131L35 130ZM38 124V125H37ZM53 124V125H52ZM193 124V125H192ZM196 124V125H195ZM223 124V125H222ZM228 124V125H227ZM251 124V125H250ZM23 125V126H22ZM170 125V126H169ZM186 125V126H185ZM192 125V126H191ZM195 125V126H194ZM201 125H203V126H201ZM214 125H216L215 127V129L213 128L214 127ZM243 126V127H241V126ZM257 125V126H256ZM39 126V127H38ZM43 126V127H42ZM157 126V127H156ZM163 126V127H162ZM173 126V127H172ZM187 127V128H189V129H191L190 131L192 132L191 133V136L189 135L188 137H187V135L185 134V132H184V134L182 135V137L183 138H185V137H187V139H191V141H193L192 140V138H193V136H194V134H195V140L193 141V142H191V141H189V142H187V140L185 139V144H184V142L182 141V142H179V141H176L175 142V144L173 143L175 140H177V139H179L178 137H179V133L181 132V133H183L182 132V130L179 128V127ZM191 128H190V127ZM200 126V127H199ZM213 126V127H212ZM217 126H218V128H217ZM220 126V127H219ZM231 128H230V127ZM29 127V128H28ZM30 127H31V129H30ZM42 127V128H41ZM161 127V128H160ZM164 127H166V128H164ZM171 127V128H170ZM193 127H194V129H193ZM196 127V128H195ZM202 127H205L207 130H205V128H204V131H203V128ZM212 127V128H211ZM244 127H247V128H244ZM249 127V128H248ZM253 127H254V129H256V130H254L253 129ZM257 127V128H256ZM23 128V129H22ZM28 128V129H27ZM48 128V127H47ZM155 128H157L156 130H155ZM159 128H160V130H159ZM175 128V129H174ZM229 128H230V131L231 132H229ZM235 128V129H234ZM236 128L239 130H236ZM33 129V130H32ZM39 129V130H38ZM161 129H163V130H161ZM192 129H193V131H194V133H193V131H192ZM213 129L214 130V133L215 134H213V130L211 131V130ZM218 129V131L216 132V130ZM225 129V130H224ZM226 129H227V131L230 133H228L227 131H226ZM248 129V130H247ZM253 129V130H252ZM158 130V131H157ZM167 130V131H166ZM173 130V131H172ZM209 130V131H208ZM240 130H242V131H240ZM244 130V131H243ZM24 131V132H23ZM35 131V132H34ZM162 131H164V132H162ZM167 132V134H166V132ZM177 131H179V133L177 132V134H176V132ZM190 131H189V133H190ZM197 131V133H195ZM206 131H207V133L208 132H210V133H208L207 134V136H205L206 135ZM226 131V132H225ZM233 131V132H232ZM246 131H249V132H253V131H255V133L253 132H251L252 134H253V136L251 135V134H248ZM19 132H20V134H19ZM31 132V133H30ZM37 132H39V134L37 133ZM168 132H169V135H168ZM203 132V133H202ZM242 132H245V133H242ZM18 133V134H17ZM26 133L28 134V133H30V134H28L29 136H27L26 135ZM163 133V134H162ZM259 133V134H258ZM24 135V136H26L27 138H24V139H20V141H19V139H18V137H20V135ZM162 134V135H161ZM175 134V135H174ZM193 134V135H192ZM197 134V135H196ZM200 134V135H199ZM203 134V135H202ZM205 134V135H204ZM209 134H211V135H209ZM213 134V135H212ZM232 134V135H231ZM240 134H244L246 137H248V135H249V139L250 140H252V141H248V138H246V137H244V136H241ZM256 134V135H255ZM257 134H258V136H257ZM21 135V136H22ZM36 136V141H35V136ZM39 135V136H38ZM41 135V136H40ZM46 135V134H45ZM154 135V136H153ZM185 135V136H184ZM202 135V136H201ZM229 135L231 136V138L229 139ZM236 135V136H235ZM254 135L256 136V137H254ZM263 135V136H262ZM167 138H166V137ZM170 136H171V139H170ZM176 136H177V139H175L176 138ZM201 136V137H200ZM211 136V137H210ZM221 136V137H220ZM222 136L224 137V139L222 138ZM225 136H227L228 137V139H227V137L225 138ZM233 136V137H232ZM236 138H235V137ZM250 136H252L253 138H251ZM32 139H31V138ZM152 137V138H151ZM161 137V138H160ZM174 137V138H173ZM181 137V134H180V138H182ZM191 137V138H190ZM242 137V138H241ZM257 137L259 138V140L257 139ZM154 138H157V140L156 139H154ZM159 138V139H158ZM162 138H164L163 140H162ZM166 138V139H165ZM197 138V139H196ZM211 138H213V140L211 139ZM245 138V139H244ZM254 138H256L255 140H257V141H255L254 140ZM262 138V139H261ZM16 139H17V141H16ZM172 139H175V140H172ZM219 139V140H218ZM220 139H222L223 141L221 142V140ZM238 140V141H240L241 139H243V140H241V142H239V143H243V141H248V142H250V143H252V142H256V144H254V146H255V148H257V149H255L254 150V158L256 159V158H258V157H260V152H261V157L258 159V162H260V164H258L259 165V167L258 168H256V170H254V168L252 167V166H250V162L252 161V156L251 155H248L246 152H248L247 150H245L246 152H241V153H243L244 155H242L241 153H240V155L239 154H236V158L234 157V159H232L231 157V159H229L228 157H229V155H227L226 153H224V151L223 150H225V148H224V145L225 144H231L232 143V140ZM5 140H8V138H6ZM169 140V141H168ZM197 140V141H196ZM201 140L203 141V142H201ZM228 142L229 140H231V143H230V141L227 143L226 141ZM30 141V142H29ZM151 141H152V143H151ZM161 143H160V142ZM164 143H163V142ZM258 141H260L261 142V144H260V142L258 143ZM6 142V141H5ZM24 142V143H23ZM29 143V145H28V143ZM35 142H36V144H35ZM157 142H158V144H157ZM170 142V143H169ZM186 142H187V145H188V143H189V147L186 145ZM196 142V143H195ZM199 142V143H198ZM205 142H207V145L206 144H204ZM254 142V143H255ZM2 143V144H1ZM16 143V144H15ZM19 143V144H18ZM22 143V144H21ZM176 143H177V145H176ZM193 143V144H192ZM18 144V145H17ZM26 144V146H24V145ZM160 144V145H159ZM168 144H170V145H168ZM171 144H172V146H171ZM184 144V145H183ZM198 145L197 146V148H196V145ZM199 144H203L202 145V147H205V148H202V147H200V145ZM28 145V146H27ZM36 145H38V146H36ZM162 145V146H161ZM227 145H225V146H227ZM259 147H261V148H258V146ZM22 146V147H21ZM155 146V147H154ZM164 146V147H163ZM168 146V147H167ZM185 146L188 148H185ZM193 148H192V147ZM229 146V145H228ZM241 146L242 145H239L238 147H239V149L241 148ZM15 147V148H14ZM19 147L20 148H22V151H21V149H19ZM158 149H157V148ZM159 147H161L160 149H159ZM170 147H172V148H170ZM178 148V149H176V148ZM181 147H183L182 149H181ZM191 147V148H190ZM199 147V148H198ZM212 149H211V148ZM167 148V149H166ZM175 148V151L173 150ZM191 150H190V149ZM194 148H196V149H198V150H196V152H194V154L196 155L197 153V155L196 156H200L199 157V160L201 159V161H203L202 159H204V161L200 164L199 163V160L197 159V158H195L194 156L195 155H193V151L192 150H194ZM207 148V149H206ZM208 148H210V149H208ZM243 148V147H242ZM254 148V147H253ZM170 151H169V150ZM222 150V152L224 153H222L221 152V150ZM244 149V148H243ZM259 149V150H258ZM161 150V151H160ZM178 150V151H177ZM186 150V151H185ZM188 150H190V151H192L191 153H190V151L188 152ZM207 150L209 151L210 150V152H208L207 153ZM219 150V153L220 154H222V155H220V154H218V151ZM3 151V152H2ZM16 151H18L17 152V154H19V159H18V156H17V158H16V156H15V154H16ZM26 151H27V153H26ZM147 151V152H146ZM164 152V154H163V152ZM173 151V152H172ZM181 151V152H180ZM184 153H183V152ZM199 151V152H198ZM206 152V153H205ZM20 153L22 154V156H23V158L25 159L24 161H25V163H24V161H22V159L20 158ZM140 153V152H139ZM138 153V154H139ZM157 154L158 156L159 155H163L162 156V160L164 161H160L162 164L163 163H165V164H163V165H159V161H158V163H156V161L158 160L157 159V157H156V161L154 160V159H151V156H153V154ZM177 153V154H176ZM214 153V154H213ZM13 154V155H12ZM16 154V155H17ZM167 154V156H165ZM229 154V153H228ZM247 154V155H246ZM9 155H11V156H9ZM187 155H188V157H187ZM192 155H193V157H192ZM201 155H204V156H201ZM214 155H216V157L214 156ZM223 155H224V157H223ZM225 155H226V157H225ZM21 156V157H22ZM161 156H159V160H161ZM215 158H214V157ZM240 156H244L243 158L242 157H240ZM9 157H10V160H9ZM136 157H138V156H136ZM167 157V158H166ZM171 157V158H170ZM173 157V158H172ZM178 157H179V159H178ZM185 157V158H184ZM191 157V159H189ZM212 159H211V158ZM240 157V158H239ZM262 157H263V159H262ZM15 158V159H14ZM174 158H176L177 160H175V161H172ZM227 160H226V159ZM253 158V164H252V162H251V165H253V166H255V164H257L258 162L257 161H255V159ZM16 159H18V161L19 162H17L16 161ZM150 159V160H149ZM169 159H171V164H173V166H169V165H171L170 164V161H169V163H168V160ZM187 159H189L190 161H192V162H195L196 161V163H192V162H190L189 160L187 161ZM196 159V160H195ZM225 159V160H224ZM239 159V160H238ZM248 159V160H247ZM15 162H14V161ZM153 160V161H152ZM165 160H167V162L165 161ZM179 160V161H178ZM241 160V161H240ZM21 161H22V163H21ZM148 161V162H147ZM177 161V162H176ZM181 161H183V162H181ZM226 161V162H225ZM13 162V163H12ZM151 162H152V164L154 163V165H152L151 164ZM197 162H198V164H197ZM238 164V165H236L235 166V164L236 163ZM248 162V163H247ZM255 162H257V163H255ZM146 163V164H145ZM156 163V164H155ZM203 163H205V164H203ZM261 163H263V164H261ZM4 164V165H3ZM9 164V165H8ZM11 164V165H10ZM18 164V165H17ZM169 164V165H168ZM196 164V165H195ZM17 165V166H16ZM156 165H158V167L156 166ZM167 165V166H166ZM177 165V166H176ZM182 165H183V167H182ZM197 165H199V167L197 166ZM204 165H208V167H209V165L210 166H212V168L211 167H209V168H202V167H205ZM6 166H7V168L8 167H10L11 166V168H12V171H11V168H10V171H9V168L7 169L6 168ZM20 166V167H19ZM153 166L155 167V168H153ZM165 166H166V168H165ZM213 166H214V169H213ZM231 166H234V167H236L237 169H238V171L239 172H237V169H233V167H231ZM163 167V168H162ZM170 168V169H168V168ZM174 167H176L177 169H175V170H173V168ZM180 167V168H179ZM198 167V168H197ZM200 167H201V169H200ZM207 167V166H206ZM256 167H257V165H256ZM21 168V169H20ZM144 170H143V169ZM148 168V169H147ZM211 168V169H210ZM251 168V169H250ZM259 168L261 169V170H259ZM155 169H157L156 170V172L157 173H155L154 171H155ZM166 169V170H165ZM172 169V170H171ZM204 169H205V171H204ZM208 169V170H207ZM209 169H210V171H213V172H209ZM231 169V170H230ZM247 169H249L248 171H247ZM253 169V170H252ZM3 170H4V172H5V175H4V172H3ZM15 170V171H14ZM165 170V171H164ZM167 170H169V171H167ZM179 170H182V171H179ZM184 170V171H183ZM199 170V171H198ZM201 170V171H200ZM234 170V171H233ZM14 171V172H13ZM161 171H162V174L163 175H161ZM165 173H167V174H165V176H164V172ZM173 171V172H172ZM177 171L178 173H175V172ZM233 171V172H232ZM247 171V173H245ZM6 172H7V174H6ZM11 172V173H10ZM50 172V171H49ZM172 172V173H171ZM231 172L233 173L232 175H231ZM263 172H264V170H263ZM12 173H13V175H14V178L12 177ZM118 173V172H117ZM143 173H144V175H143ZM147 173V174H146ZM174 173V174H173ZM183 174V177H182V175H179V174ZM209 173V174H208ZM235 173V174H234ZM44 174V173H43ZM53 174V175H52ZM139 174V175H138ZM158 176H157V175ZM170 174V175H169ZM193 174V175H192ZM197 174V175H196ZM212 174H213V176H212ZM54 176L55 174L54 173H47L46 172V174H44L43 175V178H42V180L44 179L45 181H51V183H54V185H55V182H57V180H55L56 178L55 177H52V176ZM132 175V176H131ZM141 175H143V177L141 176ZM147 175H148V177L150 178V179H148V177H147ZM153 176V178H152V176ZM173 175H175V176H173ZM210 175H211V177H210ZM260 176V179L259 180H255L254 181V179H257V176ZM264 175V174H263ZM140 176H141V178H140ZM145 176V177H144ZM167 176V177H166ZM173 176V177H172ZM219 176H220V179H219ZM221 176H223V178L221 177ZM232 178H231V177ZM242 176H244V178L242 177ZM245 176H247V177H245ZM258 176V177H259ZM125 177V178H124ZM126 177L128 178V179H126ZM137 177V178H136ZM139 177V178H138ZM176 177H180V178H183L182 180L180 179V178H176ZM187 177V178H186ZM193 177L196 179L197 177L199 178H197L196 180L195 179H193ZM10 178H11V180H10ZM55 178V179H54ZM137 180H136V179ZM167 178H168V180L169 181H167ZM173 178H174V181H172L173 180ZM206 178V179H205ZM240 178L241 179H243V183H242V185H237V183L239 182V181H241L240 180ZM246 178V179H245ZM248 178H249V180H248ZM125 179V180H124ZM146 179V180H145ZM155 181H154V180ZM176 179V180H175ZM192 179V180H191ZM204 179V180H203ZM41 180V181H42ZM43 180V181H44ZM124 180V181H123ZM136 180V181H135ZM139 180V181H138ZM144 180H145V184H143L144 183ZM151 180V181H150ZM178 180V181H177ZM200 180H203V181H200ZM207 180V181H206ZM252 180V181H251ZM5 181H6V183H7V181L9 182L8 184H6L5 183ZM126 181V182H125ZM130 181H132L131 183H130ZM154 181V182H153ZM195 183H194V182ZM198 181H200V182H198ZM209 181V182H208ZM262 183V184H259V185H257L258 183ZM106 182V183H105ZM152 182V183H151ZM178 183V184H175V183ZM203 182V183H202ZM254 182V183H253ZM255 182L257 183V184H255ZM39 183V182H38ZM122 183H123V185H122ZM125 183V184H124ZM137 183V184H136ZM147 183V184H146ZM154 183V184H153ZM193 183V184H192ZM199 183H202V184H199ZM207 183H209L208 185H207ZM224 183H226V184H224ZM252 183V184H251ZM119 184V185H118ZM126 184H128L127 185V187L129 188V187H131L130 188V190H128L127 189V187H126ZM131 184H132V186H131ZM143 184V185H142ZM158 186H157V185ZM171 184V185H170ZM189 184V185H188ZM191 184V185H190ZM254 184V186H256L255 187V191H253L254 190V188H251V187H253L252 185ZM3 185V186H2ZM9 185V186H8ZM10 185H12V187L10 186ZM52 185V184H51ZM148 185H151V187L149 188L148 187ZM195 185V186H194ZM224 185L225 186V188L223 187L222 188V186ZM6 186V187H5ZM8 186V187H7ZM103 186V187H102ZM106 186V187H105ZM140 187V191H138L139 190V188H137V187ZM157 186V187H156ZM163 186V187H162ZM168 186V187H167ZM171 186V187H170ZM211 186V187H210ZM250 186V187H249ZM10 187V188H9ZM18 187V186H17ZM52 187V186H51ZM54 187V186H53ZM53 187H52V189H50V193L49 194H47V196H49L50 194H53L54 192H55V189H53ZM59 187V186H58ZM57 187V188H58ZM124 187V188H123ZM133 187V188H132ZM159 187V188H158ZM197 187V188H196ZM205 187H207V188H205ZM101 188V189H100ZM136 188L138 189V190H136ZM143 188H144V192H143ZM146 188V189H145ZM195 188H196V190L198 191L197 193H195ZM259 188V189H258ZM48 189V188H47ZM151 189V190H150ZM156 189V190H155ZM160 189V190H159ZM170 189V190H169ZM172 189V190H171ZM208 191V192H206V190ZM250 189H252V190H250ZM5 190V191H4ZM154 190V191H153ZM164 190H165V192H164ZM180 190H184L182 193H181V191L179 192ZM186 190H188V192L186 191ZM192 190V191H191ZM245 190V192H246V190L247 191H249V193L247 194L246 193V195L243 193V191ZM256 190H258L257 192H256ZM0 191H2V189L0 190ZM102 192V193H100V192ZM134 191H135V194H133L134 193ZM152 191L154 192V196H153V193H152ZM156 191V192H155ZM158 191V192H157ZM233 191V192H232ZM261 191H262V193H261ZM48 192V191H47ZM113 192H115V194H113ZM123 192V193H122ZM129 192V193H128ZM137 192V193H136ZM138 192H139V194H138ZM147 192H149V194L147 193V196H146V193ZM209 192H212L211 194L209 193ZM251 192H253L252 194H251ZM254 192H256L257 193V195L254 193ZM70 193V192H69ZM91 193V194H90ZM95 193V194H94ZM145 193V194H144ZM156 193L158 194V195H156ZM242 193L244 194V196L242 195ZM261 193V194H260ZM15 194V193H14ZM79 194V193H78ZM92 194H94V195H92ZM140 194H141V196H140ZM142 194H144L145 195V197H142L143 195ZM176 194V195H175ZM182 194H184L183 196H181ZM187 194V195H186ZM231 194H232V196H231ZM260 194V195H259ZM35 195V196H34ZM68 194H66L65 195V197L67 196ZM114 195V196H113ZM131 195V196H130ZM177 195H179L178 197H177ZM196 195V196H195ZM237 195V196H236ZM243 197H242V196ZM256 195V196H255ZM139 196V198H137V199H140L139 201L136 199V197H138ZM151 196H152V199H150L151 198ZM186 196H188V197H186ZM193 196V197H192ZM203 196V197H202ZM210 196V197H209ZM16 198L17 197H19L18 195L17 196H15ZM37 197V198H36ZM93 197V198H92ZM112 197L114 198V200L115 199H117V200H115V202L113 201V199H112ZM131 199H130V198ZM132 197H135V198H132ZM147 197H149V198H147ZM200 199H199V198ZM251 197V198H250ZM7 197H6V199H8ZM86 198V199H85ZM42 199V200H41ZM60 199H62V200H64V197L63 198H60ZM85 199V200H84ZM125 199H127V200H125ZM128 199H130L129 201H128ZM133 199L134 200H137L136 202L134 201L133 202ZM143 199H145V201L143 200ZM148 199V200H147ZM174 199H176L174 202L172 201V200H174ZM177 199H178V201H179V203H178V201H177ZM210 199V200H209ZM12 200H14V198H12ZM181 200V201H180ZM185 200L187 201V202H185ZM207 200H209L208 202H207ZM40 201H42V205L40 204V205H37L38 204V202L40 203ZM177 201V202H176ZM192 201H194V202H192ZM198 201V202H197ZM200 201V202H199ZM238 201V202H237ZM242 201V202H241ZM2 202V201H1ZM116 202L119 204H116ZM124 202V203H123ZM126 202V203H125ZM141 202V203H140ZM154 202V203H153ZM173 202V203H172ZM197 202V203H196ZM211 202V203H210ZM24 202H22V204H23ZM137 203H139V204H137ZM177 203V206L175 205V206H173L174 204H176ZM185 203V204H184ZM191 204V207L192 208H190L189 207V209H190V211H189V209H188V206L189 205H187V204ZM195 203V204H194ZM239 203H241V204H243L244 205V207H243V205H241V204H239ZM11 204H13V203H11ZM134 204V205H133ZM140 204H142V205H140ZM164 204V205H163ZM194 204V206H192ZM229 204V205H228ZM253 204H255L254 206H253ZM7 205H8V202H7ZM36 205V206H35ZM66 205H67V203H65V205H64V207H66ZM117 205V206H116ZM186 205V206H185ZM206 205V206H205ZM224 205V206H223ZM226 205H228V207L226 206ZM236 205V206H235ZM239 207H241L242 209H245V211L247 210V214L248 213H250V212H248V211H251V216L254 214V215H256V217L255 216H250V215H247V214H245V212H242L241 211V208H240V210H237V209H239V208H237L238 206ZM246 205V206H245ZM5 206H6V204H5ZM9 206V205H8ZM8 206H6V208L8 209ZM29 206V207H28ZM31 206V207H30ZM32 206L34 207V208H36V209H34V208H32ZM118 206L120 207V209L118 208ZM125 206V207H124ZM148 206H150V209H152V210H150L149 208H148ZM165 206V207H164ZM208 206V207H207ZM223 206V207H222ZM251 206V207H250ZM256 206V207H255ZM259 206V207H258ZM18 207H19V204H18ZM21 207V206H20ZM39 207V208H38ZM44 207V208H43ZM115 207V208H114ZM134 207V208H133ZM142 207V208H141ZM152 207V208H151ZM175 207V208H174ZM180 207H182L185 211H187V212H185L184 210H182ZM227 208V210L225 209V208ZM231 208V210L229 209V211H228V208ZM233 207V208H232ZM235 207V208H234ZM251 209H250V208ZM258 207V208H257ZM13 208V209H12ZM31 208V209H30ZM76 208V207H75ZM84 208V209H83ZM110 208V209H109ZM111 208H114V209H112L111 210ZM125 210H124V209ZM133 208V209H132ZM140 208V209H139ZM145 208V209H144ZM185 208H187V210L185 209ZM249 208V209H248ZM255 208V209H254ZM260 208H261V211H260ZM29 211H28V210ZM44 209V210H43ZM130 209V210H129ZM208 209V210H207ZM31 210V211H30ZM33 210V211H32ZM41 210V211H40ZM67 210V211H66ZM95 210H98V211H95ZM122 212H120V211ZM138 210V211H137ZM156 210V211H155ZM179 210V211H178ZM196 210V211H195ZM13 211V212H12ZM15 211H16V213H15ZM21 211V213H19ZM23 211V212H22ZM35 211V212H34ZM38 213H37V212ZM91 211V212H90ZM181 211H182V213H181ZM193 211H194V213H193ZM255 211V212H254ZM87 214H86V213ZM102 212H103V214H102ZM131 212L133 213V215H134V213H136V215H134V216H131L132 214H131ZM192 212V213H191ZM225 212H227L228 213V215H226V213ZM240 212V213H239ZM242 212V213H241ZM17 215V217H15L16 215ZM37 214L38 215V217H39V219H38V217H37V215H35V214ZM88 213H89V215L90 216H88ZM178 213V214H177ZM183 213H186V216H183L184 214ZM208 214V216H209V219H208V217H207V215H205V214ZM239 213V214H238ZM25 214V215H24ZM33 214V215H32ZM71 214V216H69V215ZM92 214V215H91ZM126 214V215H125ZM128 214V215H127ZM130 214V215H129ZM180 214V215H179ZM182 214V215H181ZM187 214H188V217L190 218V216H192V218H188L187 217ZM189 214H191V215H189ZM194 214V215H193ZM196 214H198L197 216H196ZM214 214V215H213ZM243 214H245V216H242ZM35 215V216H34ZM57 215V216H56ZM60 215H62V216H64V217H70L69 219H73L71 222H69L70 220H67V221H63V219H60L61 220V222L60 221H58V219H59V216ZM217 215V216H216ZM218 215H219V217H218ZM220 215H222V216H220ZM240 215V216H239ZM28 218H27V217ZM36 220H33V218ZM42 216V217H41ZM55 216V217H54ZM74 218H73V217ZM81 216V217H80ZM86 216H88V217H86ZM92 216V218H90L91 220H89V217H91ZM119 216H120V218H119ZM125 216V217H124ZM137 216V217H136ZM155 217V219L157 220L156 222L154 221L155 219H154V217ZM195 216V217H194ZM234 216H237V217H234ZM248 216V218H246ZM250 216V217H249ZM260 216H262V221H261V217ZM18 217L20 218L19 220H18ZM29 217H31V218H29ZM72 217V218H71ZM145 217H146V220H145ZM149 217H150V219H149ZM153 217V218H152ZM157 217V218H156ZM186 217V218H185ZM211 217V218H210ZM222 217V218H221ZM225 217L226 218H228V220L227 219H225ZM239 217V218H238ZM241 217V218H240ZM52 218L55 220L56 219V221H52ZM134 218H138V221L136 220V219H134ZM195 220H194V219ZM231 218H234V219H231ZM26 219H27V223L29 224V227L28 228H25L26 227V223H24V222H26ZM40 219L42 220V221H40ZM45 219H47L46 221H45ZM106 219H107V221H106ZM144 219V221H142ZM184 219V220H183ZM185 219H186V221H185ZM201 219V220H200ZM211 219V220H210ZM235 219H237V220H239V221H237V220H235ZM22 220V221H21ZM43 220H44V222H43ZM80 220H83V223H81L80 224ZM96 220V221H95ZM97 220H98V222H97ZM104 222H103V221ZM141 220V221H140ZM153 220V222L151 223V221ZM163 220V221H162ZM188 220V221H187ZM200 220V221H199ZM208 220H210V221H212V222H214V223H212V222H209ZM232 220H235V222L234 221H232ZM243 220H248L249 222H251V221H253V223L251 222V224H253L252 226H251V224L249 223V222H247V221H244L243 222ZM22 223H21V222ZM90 221V222H89ZM134 221V222H133ZM135 221H137L136 223H135ZM190 221V222H189ZM219 221V222H218ZM255 221V222H254ZM261 221V222H260ZM19 222V223H18ZM125 222V223H124ZM155 222V224H154V226L152 225V227L155 229V226H158V227H160L158 230H160V231H158V234H157V228H156V230H153L152 229V227H151V225L150 224H153ZM158 222V223H157ZM172 222H173V224H172ZM218 222V223H217ZM228 224V227L227 228H229V229H233V230H229L228 231V229H224V228H226V226L225 225H227L226 223ZM238 222V223H237ZM241 222H243L244 224H242ZM247 223V225L246 226H244L246 223ZM258 222H260L259 223V225L258 226H260V229L258 228V226H256L257 225V223ZM63 223L65 224V225H63ZM67 223V224H66ZM109 223V224H108ZM134 223L136 224V225H134ZM180 223V224H179ZM183 223H184V226H183ZM234 225H233V224ZM249 223V224H248ZM33 224V225H32ZM38 224V225H37ZM55 224H58V225H55ZM159 224V225H158ZM196 224L198 225V226H196ZM207 224L209 225L210 224V227L209 226H207ZM219 224V225H218ZM241 224V225H240ZM79 225V226H78ZM149 225V226H148ZM221 225H222V228H221ZM237 225V226H236ZM239 225V226H238ZM249 225V226H248ZM262 225V224H261ZM36 226H38V227H40L41 226V228H36ZM55 226V227H54ZM57 226V227H56ZM80 226L82 227V229L80 228ZM108 226V227H107ZM145 226V227H144ZM174 226V227H173ZM207 226V227H206ZM232 226V227H231ZM255 226V228L254 229H251V228H253ZM60 227H68V228H70V230H69V234H65V235H60L61 234V232H62V230L60 229ZM78 227V228H77ZM92 227V228H91ZM149 229H148V228ZM235 227V228H234ZM237 227V228H236ZM240 227V228H239ZM243 227L245 228L244 230H243ZM251 227V228H250ZM58 228V229H57ZM109 228V229H108ZM113 228V229H112ZM146 228H147V230H146ZM172 228H174V232H172L173 230H172ZM247 228H250V229H247ZM13 229H15V230H13ZM26 229V230H25ZM38 229V230H37ZM72 229H76L75 231H73ZM108 229V231H106ZM111 229L113 230V231H111ZM240 229V230H239ZM259 229V230H258ZM81 230V231H80ZM94 230V231H93ZM151 230H152V232H151ZM221 230V231H220ZM238 230H239V233H237L238 232ZM243 230V231H242ZM247 230H248V232H247ZM263 232V234H262V232ZM42 231V230H41ZM60 231V232H59ZM71 231H73V233H71ZM149 231V232H148ZM176 231V232H175ZM221 233H220V232ZM226 231V232H225ZM253 231H255V232H253ZM25 232V233H24ZM75 232V233H74ZM77 232V233H76ZM79 232V233H78ZM83 232V233H82ZM108 232V233H107ZM161 234H160V233ZM163 232V233H162ZM252 232V233H251ZM13 233H15V234H13ZM58 233V234H57ZM60 233V234H59ZM147 233H149V235H150V237L153 239H151L149 236H148V234ZM176 233V234H175ZM230 233V234H229ZM261 233V234H260ZM10 234H12L13 236H11ZM27 234L29 235V236H27ZM46 234V235H45ZM50 234H51V236H50ZM76 234L78 235V237L76 236ZM106 234V237L107 238H110L111 239V241H110V243L111 242H114V244H108V245H106V241H105V239H104V235ZM143 234V235H142ZM174 234H175V236L177 235H179L180 237H182V238H180V237H175L174 236ZM216 234L218 235V236H216ZM246 234H249V236H250V238L253 236L254 238L256 237V238H258L257 237V235H260L259 236V238L260 239H258V242H254V240H249L250 238H249V236H247ZM251 234H253V235H251ZM257 234V235H256ZM49 235V236H48ZM94 235V236H93ZM47 236V237H46ZM72 236H73V238H72ZM119 236H120V238H119ZM144 236V237H143ZM146 236V237H145ZM246 238H245V237ZM13 237V238H12ZM50 237V238H49ZM74 237H76V238H74ZM89 237V238H88ZM140 237V238H139ZM141 237H143L144 239L142 240V238ZM147 237H148V239H147ZM188 237V238H187ZM195 237V238H194ZM223 237V238H222ZM253 237H252V239H253ZM4 238V239H3ZM17 238V239H16ZM19 238V239H18ZM22 240H21V239ZM53 238H54V240H53ZM161 238H162V240H161ZM194 238V239H193ZM9 239H11L10 241H9ZM29 239H27V240H29ZM71 239V240H70ZM147 239V240H146ZM151 239V240H150ZM224 239V240H223ZM227 239V240H226ZM240 239V240H239ZM5 240V241H4ZM16 240H18V241H16ZM38 240V241H37ZM40 240H41V242L42 243H40ZM53 240V241H52ZM65 240H67V241H65ZM77 240L78 241H80V242H77ZM98 242H97V241ZM154 240H156V241H154ZM238 240V241H237ZM256 240V239H255ZM259 240L261 241V243L259 242ZM200 241V242H199ZM245 241V242H244ZM257 241V240H256ZM45 242V243H44ZM53 244H52V243ZM82 242V243H81ZM148 242H150V243H148ZM195 242V243H194ZM214 242V243H213ZM231 244H230V243ZM242 242V243H241ZM245 244H244V243ZM49 243V244H48ZM78 243V244H77ZM86 243V244H85ZM99 243V244H98ZM127 243V245H126V247H125V244ZM145 243H148L147 245L145 244ZM215 243L217 244V245H215ZM250 243V244H249ZM42 244H43V246H42ZM48 244V246H49V248H48V246H45V245H47ZM51 244H52V246H51ZM77 244V245H76ZM193 244V245H192ZM195 244V245H194ZM246 245V246H244V245ZM249 244V245H248ZM257 244H258V246L259 247H256L257 246ZM262 244V245H261ZM41 245V246H40ZM89 245H91V246H89ZM97 245V246H96ZM112 245V246H111ZM129 245V246H128ZM145 245V246H144ZM254 245V246H253ZM19 246V245H18ZM74 246V247H73ZM75 246H76V248H75ZM95 246V247H94ZM169 246V247H168ZM202 246V247H201ZM244 246V248H242ZM247 246H249V250H250V254H249V250H247ZM254 247V248H250V247ZM41 247V248H40ZM97 247V248H96ZM99 247L101 248V250L99 249ZM145 247V248H144ZM147 247V248H146ZM165 247H166V249H165ZM217 247V248H216ZM239 247V248H238ZM247 247V248H246ZM46 249V251H47V249H48V251L45 253L44 251V249ZM73 248V249H72ZM89 248V249H88ZM95 250H94V249ZM125 248V249H124ZM131 248L133 249V250H131ZM140 248V249H139ZM156 248V249H155ZM171 248V249H170ZM174 248V249H173ZM177 248V250H179L180 251V256H181V254L183 255L182 257L184 258H186L187 260H184L183 258H180V256L178 257L177 256V254H179L175 249ZM221 248V249H220ZM18 249H19V247H18ZM40 249H41V251H40ZM71 249H72V251H71ZM91 249V250H90ZM105 249H106V252H105ZM181 249H182V251L183 252H185V254L184 253H182V251H181ZM197 249H199L200 250V252L201 253H204V252H206V251H208L209 252V250L210 249H212V251L210 252L211 254H213V255H209L208 256V254L207 255H205V256H203V260H202V257L201 256H199L198 258L196 257V256H194V254L195 255H197L196 253H195V251L194 250H197ZM256 249V250H255ZM8 250H9V248H8ZM20 250V249H19ZM22 251H26V249H21ZM86 250V251H85ZM96 251L95 253H94V251ZM102 250L104 251V253L102 252ZM174 250L176 251V254H175V256H177L176 258H179V259H183L182 261L181 260H177L176 258H174L173 257V260H172V253H171V251L172 252H174ZM216 250V251H215ZM240 252H239V251ZM242 250V251H241ZM247 250V251H246ZM21 251V254L24 256V252H22ZM130 251V252H129ZM143 251H146V253L145 252H143ZM191 251H193V254H190V252ZM238 251V252H237ZM244 251L247 253V254H245L244 253ZM254 251V252H253ZM258 251V252H257ZM263 251V252H262ZM89 252V253H88ZM109 252V253H108ZM155 252V253H154ZM224 252H225V254H224ZM232 252H235V253H232ZM252 252V253H251ZM97 253H98V255H97ZM187 253V254H186ZM223 253V254H222ZM232 253V254H231ZM258 253V254H257ZM40 254V255H39ZM43 254H45V255H43ZM46 254H47V256H46ZM54 254H55V256H54ZM95 254H96V256H98V257H96L95 256ZM174 254V253H173ZM255 254H257L258 256H256ZM260 254V255H259ZM9 255V251L6 253V255H2L4 258H5V256H8ZM21 255V256H22ZM53 255V256H52ZM89 255H91V256H89ZM102 255H104L103 257H102ZM155 255V256H154ZM170 255H172V256H170ZM244 255V256H243ZM9 256H11V255H9ZM153 256V257H152ZM190 256H192V257H190ZM198 256V255H197ZM208 256V257H207ZM214 256V257H213ZM232 256V257H231ZM246 256H248V257H246ZM42 257V258H41ZM47 257V258H46ZM56 257V258H55ZM93 257V258H92ZM95 257V258H94ZM193 257H196V258H193ZM221 257H223V258H221ZM240 257H242V258H240ZM91 258V259H90ZM169 258V259H168ZM190 258H193V261H190ZM252 258V259H251ZM43 259V260H42ZM51 259V260H50ZM92 259H93V261H92ZM104 259V258H103ZM154 259L156 260V261H154ZM242 259V260H241ZM247 259V261H245ZM176 260V261H175ZM192 260V259H191ZM197 260V261H196ZM199 260V261H198ZM249 260V261H248ZM51 261H52V263H51ZM62 261V262H61ZM128 261V260H127ZM224 261V262H223ZM235 261V262H234ZM240 263H239V262ZM9 262V263H8ZM54 263V264H57V263ZM67 262V263H66ZM192 262V263H191ZM251 262V263H250ZM259 262V263H258ZM58 263V264H59ZM2 264H10V261H3L2 262ZM104 264V263H103Z\"/></svg>",
	"mask_w": 264,
	"mask_h": 264
},
{
	"label": "bare ground",
	"instance_id": "obj_2",
	"mask_svg": "<svg viewBox=\"0 0 264 264\" xmlns=\"http://www.w3.org/2000/svg\"><path fill=\"white\" fill-rule=\"evenodd\" d=\"M71 2H74V1H72V0H70ZM83 1V0H82ZM86 1V0H85ZM90 1H92V0H89L88 2H90ZM95 1H99V0H95ZM112 1H114V0H112ZM130 1H132V0H129V2ZM148 1H150V0H148ZM147 1V2H148ZM155 1V0H154ZM159 1H162V0H159ZM176 1V0H175ZM183 1L184 0H182L181 1V3H182V5L181 6H183L184 4H183ZM197 1V0H196ZM205 1H207V0H205ZM213 1H215L216 2V0H213ZM212 1V2H213ZM223 0H221V3L219 4L218 2H216L215 4H219L220 5V7H221V5H222V3H223V9H222V7H221V9L224 11V10H226V11H228L227 9H226V6H224V2H222ZM225 1H227V0H225ZM232 1H235V0H232ZM230 2V3H232L233 4V2ZM255 2H256V0H254ZM258 1V0H257ZM262 1L263 0H261V3H262ZM12 2V1H11ZM71 2H69V3H71ZM75 2H76V0H75ZM77 2H78V0H77ZM77 2L75 3V4H77ZM84 2V1H83ZM88 2H87V4H88ZM93 2V1H92ZM92 2H90V3H92ZM106 2H108V1H106ZM117 3H118V1H116ZM144 2V1H143ZM158 2V0L155 2V3H157ZM168 2H170V0L168 1ZM174 2V1H173ZM209 2V1H208ZM220 2V1H219ZM236 2H238V3H240L238 0H236L234 3H236ZM242 2V1H241ZM246 2H247V0H246ZM250 2V1H249ZM264 2V1H263ZM79 3V2H78ZM85 3L86 2H84V4L83 5H85ZM89 3V4H90ZM93 3H95V2H93ZM98 3V2H97ZM119 3L121 4L122 3V1L120 2L119 1ZM145 3H146V1H145ZM149 3V2H148ZM171 6H172V0H171ZM176 3H178L177 1H176ZM174 4V5H177V4ZM189 2L187 1V4H188ZM197 3H199L198 1H197ZM211 3V2H210ZM244 3H245V1H244ZM61 4V3H60ZM59 4V6H62L63 7V5H60ZM67 4H68V2H67ZM74 3H72L71 5H70V9L69 10H71V6L73 5ZM79 4H81V3H79ZM86 4V5H87ZM99 4V3H98ZM103 4H104V2H103ZM114 4V3H113ZM133 4L134 3H132V6H133ZM136 4V3H135ZM147 4V3H146ZM151 4H153V1H152V3ZM161 4V3H160ZM159 4V5H160ZM206 4H208V3H206ZM231 4V5H232ZM246 4V3H245ZM252 5H253V3H251ZM78 5V4H77ZM96 5V3L94 4V7H96L95 6ZM110 5V4H109ZM118 5V4H117ZM121 5H123V3L121 4ZM130 5V4H129ZM136 5H138V1H137V4ZM145 5V4H144ZM148 5V4H147ZM153 5H155V4H153ZM156 5H158V4H156ZM155 5V6H156ZM209 5V4H208ZM207 5V6H208ZM231 5H229V8H230V6ZM236 5V7L238 6V7H241V6H239V5H237V3L235 4ZM244 5V4H243ZM247 5V4H246ZM251 5V6H252ZM257 5V4H256ZM264 5V4H263ZM262 5V6H263ZM58 6V7H59ZM76 6V5H75ZM74 5L72 6V7H75ZM80 6V5H79ZM90 7V11H91V6L93 7V5H87V6H84V11H83V13L85 12V11H87V12H85L84 14L86 15L85 17H88L87 16V14L86 13H88L89 11L88 10H86L87 9V7ZM99 5H97V7H98ZM103 5H101V7H102ZM115 6V5H114ZM113 6V7H114ZM146 6V5H145ZM212 6V5H211ZM211 6H210V8H211ZM215 6V5H214ZM214 6H212V9H215L214 8ZM232 6H234V5H232ZM247 6H249V7H247ZM247 6H244L246 9L247 8H252V7H250V5H247ZM77 7V6H76ZM75 7V8H76ZM93 7V8H94ZM101 7H99V8H101ZM106 5H105V8L104 9H106ZM131 7V6H130ZM140 6H138V9H140L139 8ZM147 7V6H146ZM153 7V6H152ZM162 6H160V10H162V8H161ZM175 7V6H174ZM184 7V6H183ZM188 7H189V9H190V6H189V4H188ZM197 7H198V5H197ZM216 7V6H215ZM220 7H217V8H219L220 9ZM225 7V8H224ZM235 7V6H234ZM65 8V7H64ZM74 8V9H75ZM80 8H81V6H80ZM80 8H78V10L76 9V11L75 10H73L74 11V13H76L75 15L77 16V12L79 11V9ZM83 8V7H82ZM92 8V9H93ZM98 8V9H99ZM109 8V10H111V8H112V6L111 7H108ZM143 8H144V6H143ZM148 8V7H147ZM157 8V7H156ZM182 8V7H181ZM186 8H187V6H186ZM263 8V7H262ZM131 10H133V13L135 12L134 10H135V7L134 8H130ZM137 9V8H136ZM141 9H142V7H141ZM141 9L140 10H138V11H140L141 13H142V11H141ZM146 9V8H145ZM153 10H154V8H152ZM158 9V8H157ZM188 9V8H187ZM187 9H185L186 10V13H187ZM196 9V8H195ZM207 9H209L208 7H207ZM212 9H210V10H212ZM220 9V10H221ZM236 9V8H235ZM234 8H233V10H235ZM249 9V10H250ZM257 9H258V7H257ZM71 10V11H72ZM81 10H83V9H81ZM95 10V9H94ZM94 10H92L93 11V14H94ZM100 10V9H99ZM101 10H102V8H101ZM113 10H117V7L115 8V9H113ZM148 10H151V9H148ZM160 10L158 11V12H160ZM197 11H200V7L198 8V9H196ZM217 9H215V10H213L214 12L216 11ZM249 10H242V11H246V12H248ZM252 10V9H251ZM16 11V10H15ZM58 11H60V8H59V10ZM61 11H62V8H61ZM70 11V12H71ZM98 11V10H97ZM103 11V14H104V10H102ZM107 11V10H106ZM105 11V12H106ZM121 11H122V9H121ZM124 11V10H123ZM122 11V12H123ZM146 11V10H145ZM152 11V10H151ZM173 11V10H172ZM190 11H191V9H190ZM213 11H211L212 13H213ZM223 11H221V12H223ZM241 11V12H242ZM256 11V10H255ZM17 12V11H16ZM35 12V11H34ZM63 12V11H62ZM111 12V11H110ZM139 12V13H140ZM148 12V11H147ZM147 12L145 13V14H147ZM155 12L156 11H153L152 13V15H155ZM191 12H193V11H191ZM220 12V13H221ZM235 12V11H234ZM252 12V11H251ZM251 12L249 13L250 15H251ZM259 12H261V9L259 10ZM258 12V14H260ZM2 13V12H1ZM19 14H20V12H18ZM53 13V12H52ZM66 13V11L64 12V14ZM69 13V12H68ZM79 13H80V11H79ZM108 13V12H107ZM139 13L137 14L138 16H139ZM175 13V12H174ZM185 12L183 13V16H184V14H186ZM194 13V12H193ZM198 14L200 13V12H197ZM220 13H219V15H220ZM236 13V12H235ZM244 13V12H243ZM256 13V12H255ZM263 13V12H262ZM42 14V13H41ZM44 14V13H43ZM59 14H61V13H59ZM70 14V13H69ZM89 15L91 14V13H88ZM102 14V13H101ZM145 14L143 15V17L145 16ZM158 13H156V15H157ZM176 14V13H175ZM208 14V13H207ZM210 14V13H209ZM233 14V13H232ZM239 14H240V10H239ZM248 14V13H247ZM13 15V14H12ZM28 15V14H27ZM50 15V14H49ZM71 15V14H70ZM92 15V14H91ZM110 15H112V13L110 14ZM110 15H108V16H110ZM121 15V14H120ZM217 15H218V13H217ZM218 15V16H219ZM236 14H234V16H235ZM261 15V14H260ZM263 15V14H262ZM20 16V15H19ZM72 17H74V15H71ZM75 16V17H76ZM83 18H85L83 15H81ZM80 16V18H82ZM93 16V15H92ZM95 16V15H94ZM94 16H93V18H94ZM99 16V15H98ZM106 16V15H105ZM173 16H175V15H173ZM198 16H200V15H198ZM208 16H210V15H208ZM221 16V15H220ZM223 16H225L224 15V13H223V15H222V19L224 18ZM242 16V15H241ZM247 16V15H246ZM258 16V15H257ZM12 17V16H11ZM10 17V18H11ZM17 17V16H16ZM30 17V16H29ZM40 17V16H39ZM60 17V16H59ZM100 18H96V16H95V18H96V20H99V19H101V20H103L102 19V17L104 18V16L102 15V17L101 16H99ZM107 17V16H106ZM112 16H110V18H111ZM114 17V16H113ZM140 17V16H139ZM229 17V16H228ZM252 17H253V15H252ZM258 17H260V20H261V16H258ZM9 18V17H8ZM9 18V19H10ZM32 18V17H31ZM41 18H44V17H41ZM41 18H39V20L41 19ZM77 18V20H78V17H76ZM82 18V19H83ZM92 18V17H91ZM117 18V17H116ZM145 18V17H144ZM148 18H149V16H148ZM174 18V17H173ZM176 18H177V16H176ZM214 18V17H213ZM236 18V17H235ZM12 19V18H11ZM15 18H13L12 19V22H13V20H14ZM18 19V18H17ZM107 19H108V17H107ZM114 19V18H113ZM175 19V18H174ZM233 19V18H232ZM247 19V18H246ZM256 19H258V18H256ZM44 20V19H43ZM52 21H53V19H51ZM115 20V19H114ZM117 20V19H116ZM129 20V19H128ZM207 20V19H206ZM209 20V22H210V24L211 23H214V22H212V21H214L213 19L210 21V19H208ZM218 20H219V18H218ZM218 20L216 19V21H215V23H214V25L216 24V22H218ZM251 20H252V18H251ZM259 20V21H260ZM11 21V20H10ZM19 21V20H18ZM28 21V20H27ZM67 21V20H66ZM75 21H76V19H75ZM81 21V20H80ZM104 21V20H103ZM113 21V20H112ZM111 21V22H112ZM125 21V20H124ZM138 21V20H137ZM156 21V20H155ZM154 21V22H155ZM160 21V20H159ZM183 21H185L186 22V20H183ZM220 21H222V20H219V22ZM225 21V20H224ZM229 21L232 23L233 21H235V20H232L231 21V19H229ZM247 21H248V19H247ZM246 21V22H247ZM264 21V20H263ZM15 22H17L16 21V19H15ZM30 22H32V20L30 21ZM41 22H43L42 20H41ZM47 22V21H46ZM63 22V21H62ZM65 22V21H64ZM82 22V21H81ZM157 22H158V20H157ZM226 22V21H225ZM245 22V23H246ZM252 22V21H251ZM262 22V21H261ZM48 23V22H47ZM95 23H96V21H95ZM97 23H98V21H97ZM96 23V25H98ZM103 23V22H102ZM247 23H249V22H247ZM246 23V24H247ZM263 23V22H262ZM261 23V24H262ZM29 24V23H28ZM31 24V23H30ZM42 24V23H41ZM45 24V21H44V23H43V25ZM51 24V23H50ZM109 24H112V23H109ZM109 24H108V26H109ZM156 24V23H155ZM166 24V22L164 23V25ZM186 24V23H185ZM252 24H253V22H252ZM255 24V23H254ZM259 24V23H258ZM22 25V24H21ZM21 25H19V26H21ZM34 25V24H33ZM38 25V24H37ZM63 25H64V23H63ZM82 26H83V24H81ZM88 25H91V23L90 24H88ZM114 25H115V23H114ZM118 25L120 26V24H116V26L118 27ZM142 24H139V22H138V27L139 26H141ZM157 25V24H156ZM197 25V24H196ZM213 25V24H212ZM217 25V24H216ZM215 25V27L217 28V29H221V31H222V33H224L223 31H226V30H224V29H226L227 27H229L228 25H226V28H222L223 26H225V24L223 25V23L221 22V24H218L217 26H220L219 28L217 27ZM223 25V26H222ZM247 25H249V24H247ZM29 26V25H28ZM71 26V25H70ZM70 26H67L68 27V29H69V27ZM81 26V27H82ZM91 26H93V25H91ZM143 27H144V25H142ZM200 26V25H199ZM222 26V27H221ZM230 26H232V25H230ZM238 26V25H237ZM249 26H251V25H249ZM259 26V25H258ZM258 26H257V28H258ZM263 26V25H262ZM24 26H22V28H23ZM33 27V26H32ZM34 27H36V26H34ZM38 27V26H37ZM36 27V28H37ZM40 27H43V26H40ZM76 27V30H77V26H75ZM85 27V26H84ZM83 27V28H84ZM87 28H89L90 26H86ZM85 27V28H86ZM94 27V26H93ZM98 27V26H97ZM240 27H242V26H239V28ZM252 27V26H251ZM21 27H19L18 29H20ZM43 28H45V30H46V27L44 26ZM42 28V29H43ZM48 28V27H47ZM98 28H101V27H98ZM107 28V27H106ZM110 28H111V30H112V28L114 29V26L113 27H111L110 26ZM109 28V29H110ZM150 28V27H149ZM187 28V27H186ZM186 28H185V30L184 29H182L181 31H186ZM212 28V30H213V27H211ZM216 28H214L215 29V32L217 31L218 33H219V31L218 30H216ZM230 28H232V27H230ZM235 28V27H234ZM41 28H38V30H40ZM96 29V28H95ZM119 29V27L117 28V30ZM144 29H146L145 27H144ZM143 29V32H145L146 30H144ZM162 29H164L163 28V25L161 26V28H160V31L162 30ZM173 29V28H172ZM180 29V28H179ZM194 29V28H193ZM197 29V28H196ZM195 29V31H197ZM199 29V28H198ZM233 29V28H232ZM232 29H230V30H232ZM242 29H245V30H242L241 32H244V33H247V31L249 30V28L247 27V29L248 30H246V28H242ZM251 29V28H250ZM253 29V28H252ZM258 29H261V28H258ZM6 29H4V31H2V32H5L6 33V31H5ZM28 30V33L25 31L24 32V30L22 31V29H20L19 30V32L21 33V35H23V33H24V36H23V38L28 34L29 35V31H30V33H31V30H29V28L27 29ZM38 30H36L37 31V34H38ZM44 30V29H43ZM42 30V31H43ZM70 30V29H69ZM115 30V29H114ZM157 30V29H156ZM228 30H229V28H228ZM227 30V31H228ZM256 31H257V29H255ZM12 31V30H11ZM71 31V30H70ZM84 31V30H83ZM150 31H151V29H150ZM155 31V30H154ZM153 31V32H154ZM182 32V33H185V32ZM191 31H194V30H191ZM194 31V32H195ZM220 31V32H221ZM227 31H226V33H224L225 35L227 34V35H229V33L231 32H229L228 31V33H227ZM255 31V32H256ZM260 31H262V30H260ZM1 32V33H2ZM82 32V31H81ZM91 32V31H90ZM90 32H87L86 31V37H85V34H83L82 36V38H78V39H80V40H78L77 41V44H79L81 47H77V44H75V46H76V48H75V46L73 47V48H71L70 49V54H68L67 52L66 53H64L65 51H63L62 49H60L61 48V46L63 45H60V47L57 45V47H59L58 49H60V50H62L61 52L62 53H64V54H61V53H59V51L60 50H57V52H58V56L61 54V55H63V56H65V55H67L68 54V56H69V58H67V57H63V61L62 62H60L58 59V57L55 55V51H56V46H55V48L53 47V49L55 50L54 52L53 51H51L52 49V47L50 48L51 50L50 51H47V52H44V50H40V49H38V48H33V52L31 51L32 50V48L29 46V49L31 48V52H32V54L34 53V54H37L38 55V59L39 58H42V59H44V61H43V64L42 63H40V61H38L35 65H33L32 67H34V66H36V65H39V67L38 68H35V70L34 71H32V73H28V74H24L23 75V72L25 71V66L24 65H21V66H12L13 68H12V70H13V73H11V80L12 81H10L8 84H6L5 86H3V87H0V141H2L3 142V146H5V144H7V145H9L10 147H11V145L9 144V143H12L14 140H13V138H14V136H15V134H16V132L14 133V135L12 134L13 132L11 131V130H13V129H10V128H15V129H17L18 131H19V127L16 125V123H18V121L19 120H17V122H15L14 123V121L13 120H16V119H19L20 117V115L18 116V114H16L17 112H18V110H16V109H18V108H16L15 107V105L16 104H19V102H21V97L19 98V94H20V91H23V90H25V87H27V89H26V92H24V93H27V92H29L28 94H30L29 96H27L26 95V97H27V99H26V97H24L26 100V105H24L25 103L23 102V105H24V107L25 106H28L29 108V110L31 109V107H32V109L33 108H36V116H39L38 117V120H39V118H40V116H45L46 117V119L47 120H49L50 118L49 117H47V116H49V115H51L52 114V111H51V109H53L54 108V104H53V106H51L52 108L50 109L49 107H50V105L49 104H51L50 102H55V103H57L58 104V102L60 103V105L58 106V109L59 110H61L60 111V113L58 112H56L57 113V116L59 117V114H60V116H61V118H60V122L61 121H63L64 123H58L57 121H56V123L57 124H55L54 123V125L53 126H51V128H49L50 126H47L48 125V123H47V125L43 128V129H45L46 128V132H45V134H44V136L42 135H40L41 136V140L42 141H44V142H42V143H40V144H42V146L41 147H39L38 145H36V146H38V147H29L28 145H29V143H28V148H26V150L28 151H30L31 153H28V154H25V157H26V166L25 165H21V167L22 166H24V168L22 169V171L20 172V170L19 171H17L18 170V167L16 168V167H14V169H17L15 172H18L17 173V175H16V177H15V179H14V181H13V183H11V184H14V182H15V185H14V187H12V185H10L12 188H11V190L10 189H8L9 190V192L8 191H5L6 193H9V198H8V196L6 195V197L8 198V199H6V197L5 196H3L2 197V195L4 194V193H2V195H0V235H4V238L5 237H8V233L6 232L7 230H5V229H7V228H9L8 230H10L11 229V225L13 226V224L14 225H16V223H17V221H16V223L14 222L13 223V221H12V219L9 217L10 215H11V205H14V207H16V205H17V210H19L20 208V210H22V209H25L26 208V206L25 205H28L27 204V202H29V203H31V201L33 200H31V199H29V197H30V195L32 194L31 192H37L36 191V187H38L39 185H41V187L43 188V195H45L46 193L47 194H49L50 193V189H52V187H53V189H55V192L53 193V194H50L49 196H47V194H46V197H45V201H44V203H43V205H46L48 208L46 209L45 208V210H46V212H44L43 214H41V215H43L44 217H46L47 219H50V217H53L52 216V214L53 213H58V214H61L62 212H64L65 210H64V208H69V211L68 212H71L73 215H77V214H80L79 212H80V205H84V203L85 204H88L89 203V201L88 200H90L91 199V197H89V194H88V196H87V198L88 199H86V201L85 202H83V197H85L84 195L82 196V194H80L81 192H92V191H95V190H97V188H98V186H99V184L101 183V182H103L104 181V179H107V176H114L115 177V181L117 182V180L119 181V179L121 180V175H119V173L121 172V173H124L127 169H130L131 168V170H132V174H135L136 172L134 171V169L133 168H139V166L138 165H140L141 166V164L143 163V162H146L145 160H147L146 158H144V157H142V154H141V152L142 151H144V149H145V147H148V149L150 148V153H151V148H153L152 146H150V138H149V132L153 129H151V130H149L151 127H150V125H148V123L146 122V121H144V118H143V114H145L144 113V111H143V114L139 111V108H140V102H143V100H144V97H145V95H146V91L149 89V86H145V82H144V79L142 78L141 79V77H139L138 76V72L139 71H141V70H145V71H147V69L149 70V68L151 67V66H147V65H143L144 64V62H145V60H146V58L148 57L150 60H151V62H154V60H156L155 58H154V60L152 59V57H151V55H149V54H143L142 53V65L140 64V66H137L139 63H138V60L137 59H135V55H133V57H131L130 55H128L126 52H128L127 50L125 51V54H124V56L128 59L127 61H125L128 65H126L127 67L126 68H128L129 69V74L127 75V76H129V78L130 79H128V78H124V77H122V78H120V76H122V74L120 75L119 73H121L122 71H120V68L118 69V78H117V80L120 82L121 80H119V78L120 79H123V85H121L120 84V87H121V89H119V84H117L118 85V89L121 91V93H119V90H116V93H114L113 92V94H120L119 96H113V95H111V94H109V93H106V90H104L103 88H101L102 87V85H103V83H106L107 84V80H108V78L107 79H105L104 80V82L101 80V81H99V82H97V83H94L93 81H92V79L91 78H86V76H87V74H86V70L84 71V69L83 68H80L81 66H79L78 68H77V70H76V73H74V72H72L71 74V76L73 77L75 74H76V76H78V80L79 81H77V83L78 84H76V83H74L73 81H75V80H73L71 77H70V75H67L68 74V71H69V69L68 68H71V69H74L72 66H71V62L72 63H74L73 61L75 60V62L76 61H78V62H80V60L81 61H84L83 63H84V67L87 65L88 66V68L87 69H91L92 68V66H94L95 65V62H93V56H90V54L89 53H92V52H88V47H87V45H88V41H89V37H90V39L92 40V43H96V40H98V37H99V35L97 36V39L95 40V39H92V37H93V35L90 33ZM95 32V31H94ZM107 32V31H106ZM115 32H117V31H115ZM119 32V31H118ZM118 32H117V34H118ZM147 32H149V30L147 31ZM152 32V33H153ZM157 34H159L157 31H155ZM188 32V31H187ZM187 32L185 33V34H187ZM213 32V31H212ZM263 32V31H262ZM10 33V32H9ZM40 33V32H39ZM100 33H102V31L100 32ZM109 33H111L110 32V30H108V33H107V35H106V37L108 38V34ZM151 33V34H152ZM155 33V34H156ZM178 33V32H177ZM179 33H181L180 31H179ZM204 34H205V32H203ZM208 33V32H207ZM11 34V33H10ZM33 33H31V35H32ZM63 35H64V32L62 33ZM75 34V33H74ZM78 34H80V33H78ZM127 34V33H126ZM140 34V33H139ZM146 34V33H145ZM174 34V33H173ZM172 34V35H173ZM188 34H190L189 32H188ZM216 33H214V35L212 36V34L210 33L209 35H206L207 37H209L210 36V38H211V36H212V38L215 36L216 37V35H215ZM260 34V33H259ZM1 35V34H0ZM2 35H4V34H2ZM1 35V36H2ZM9 35V34H8ZM16 35V34H15ZM31 35H30V37H31ZM48 35V34H47ZM61 35V34H60ZM104 35V34H103ZM119 35V34H118ZM117 35V38H120L121 36H118ZM171 35V34H170ZM171 35V36H172ZM191 35V34H190ZM189 35V36H190ZM217 35H219V34H217ZM220 35H222L221 33H220ZM238 35V34H237ZM245 35V34H244ZM247 35V34H246ZM12 36V35H11ZM17 36V35H16ZM16 36H14V34H13V37H16ZM20 36V35H19ZM59 36V35H58ZM57 36V37H58ZM66 37L68 36V35H65ZM129 36V35H128ZM133 36V35H132ZM136 36V35H135ZM141 36H142V34H141ZM145 36V35H144ZM144 36H143V38H144ZM151 36V35H150ZM158 36V35H157ZM174 36V35H173ZM176 36V35H175ZM181 36V35H180ZM187 36V35H186ZM236 36V35H235ZM255 36H257V35H255ZM29 37V38H30ZM37 37V36H36ZM61 38H62V35L60 36ZM100 37H102V36H100ZM99 37V38H100ZM105 36H104V40H106L105 38H106ZM111 36H109V38H110ZM137 37V36H136ZM135 37V38H136ZM149 37V36H148ZM156 37V36H155ZM159 37V36H158ZM163 37V36H162ZM178 37V36H177ZM188 37V36H187ZM222 37V36H221ZM251 37V36H250ZM258 37V41H260L261 39H263V38H261L260 39V36L258 35L257 36ZM2 39H3V37H1ZM4 38H5V35H4ZM7 39H8V37H6ZM5 38V39H6ZM16 38H18V41H20V39H21V36H20V39H19V37H16ZM22 38V40L23 41H25V39H23ZM29 38H27L28 39V41H29ZM59 38V37H58ZM71 38V37H70ZM133 38H134V36H133ZM146 38V37H145ZM152 38V37H151ZM151 38L149 37V39L151 40ZM157 38V37H156ZM193 38V37H192ZM191 38V39H192ZM209 38V39H210ZM211 38V39H212ZM230 38V37H229ZM244 38V37H243ZM72 39V38H71ZM71 39H69L70 41H71ZM148 39V40H149ZM152 39H154V38H152ZM175 39V38H174ZM225 39L227 40V38L225 37ZM249 39V38H248ZM252 39H254L255 40V38H252ZM45 40H47V39H45ZM58 40H60V39H58ZM62 40V39H61ZM66 40H68V39H66ZM99 40H101V39H99ZM98 40V41H99ZM103 40V41H104ZM118 40H121V38L120 39H118ZM140 40V39H139ZM162 40L163 41H167V39L166 40H164V38H162ZM212 40H217V39H212ZM218 40H219V37H218ZM225 40V41H226ZM246 40V39H245ZM251 40V39H250ZM257 40H255V41H257ZM2 41H4V39L2 40ZM6 41V40H5ZM10 41V40H9ZM9 41L7 42L8 43V46H9V44H11V43H9ZM14 42H15V40H13ZM17 41V40H16ZM102 41V40H101ZM100 41V42H101ZM102 41V42H103ZM122 41V40H121ZM162 41V42H163ZM175 41V40H174ZM244 41V40H243ZM253 41V40H252ZM264 40H261V42L262 43H264L263 42ZM12 43L10 46L12 47L13 46V44H15V43ZM62 42V41H61ZM73 42V41H72ZM125 42V41H124ZM139 42V41H138ZM156 42V41H155ZM158 43H159V40L157 41ZM156 42V43H157ZM167 42H170L169 40L167 41ZM173 42V41H172ZM188 42V41H187ZM218 42V41H217ZM228 42V41H227ZM227 42H226V44H227ZM239 42V41H238ZM250 42V41H249ZM6 43V44H7ZM39 43H42V42H39ZM92 43H90V44H92ZM123 43V42H122ZM126 43V42H125ZM128 43V42H127ZM166 43V42H165ZM171 43V42H170ZM174 43V42H173ZM191 43V42H190ZM218 43H221L220 41L218 42ZM218 43H217V46H218ZM254 42H252V44H253ZM258 43V42H257ZM261 43V45H263ZM19 44H20V47H21V43L19 42ZM26 44V43H25ZM25 44H23V46H25ZM93 44V46H95ZM97 44H98V42H97ZM96 44V45H97ZM103 44H105V43H103ZM102 44V45H103ZM141 44L142 43H140V44H137V45H139V46H141ZM154 44V43H153ZM160 44V43H159ZM158 44V46L157 47H159L160 46V48H162L161 47V45H159ZM168 44V43H167ZM188 44V43H187ZM221 44H223V43H221ZM221 44H219L220 46H222ZM239 44V43H238ZM255 44H256V42H255ZM260 44V43H259ZM49 45V44H48ZM114 43H111V45L109 46V48H107V46L106 45H104V46H106L105 48H106V50L105 49H102L101 51L99 50V52L98 53H95V54H100V56H101V54L103 53L104 55H103V58H102V61L105 63L104 65L105 66H107V67H109V65H112V58L114 57V58H116V60H118V59H123L122 57H120L119 56V54L118 53H116V50H118V48H119V44H117L116 46L114 45ZM127 45H129V44H127ZM174 45V44H173ZM228 45V44H227ZM16 46H17V44H16ZM15 46V47H16ZM35 46H37V47H39L38 45H35ZM89 46V45H88ZM91 46V45H90ZM89 46V51H91L90 50V48H92V47H90ZM135 46V45H134ZM171 46V45H170ZM187 46V45H186ZM194 46V45H193ZM225 46V45H224ZM236 47H237V42H236V45H235ZM235 46L233 47V48H235ZM239 46V45H238ZM257 46L258 47H260L258 44H257ZM264 46V45H263ZM3 46H1V48H2ZM26 47V46H25ZM24 47V48H25ZM28 47V46H27ZM50 47V46H49ZM98 48H100L99 47V45L97 46ZM150 47V46H149ZM156 47V48H157ZM168 47H169V45H168ZM195 47V46H194ZM194 47H192V48H194ZM228 47V46H227ZM6 48H7V46H6ZM48 48V47H47ZM63 48V47H62ZM159 48V49H160ZM190 48V47H189ZM192 48H191V51H192ZM196 48V47H195ZM197 48H199L198 46H197ZM203 48V47H202ZM225 48H226V46H225ZM230 48V47H229ZM243 48V47H242ZM4 49V48H3ZM45 50H46V48H44ZM49 49V48H48ZM69 49V48H68ZM94 49V48H93ZM164 49V48H163ZM181 49V48H180ZM184 49H185V47H184ZM200 49V48H199ZM236 49V48H235ZM252 49V48H251ZM260 49V48H259ZM258 48L256 49V48H254V52H256L255 54H257V59L259 58L260 59V62H261V64H260V62H259V64H260V66L262 67V70L264 69V50L262 51V49H263V47H262V49H261V51L259 52L258 50H259ZM2 50V49H1ZM22 50H24V49H22ZM28 50V49H27ZM161 50V49H160ZM183 50V49H182ZM201 50V49H200ZM203 50V49H202ZM241 50V49H240ZM9 51V50H8ZM93 51V50H92ZM159 51V50H158ZM169 51V50H168ZM166 52V53H169V52ZM187 51V48H186V50L185 51H183L184 53ZM220 51V50H219ZM224 51V50H223ZM239 51V49H238V47H237V52ZM248 51H249V49H248ZM247 51V52H248ZM4 52V51H3ZM11 52V51H10ZM9 52V53H10ZM16 52H17V50H16ZM22 52H24V51H22ZM29 52V51H28ZM96 52V51H95ZM118 52V51H117ZM133 52V51H132ZM165 52V51H164ZM173 52V51H172ZM190 51H189V49H188V53H189ZM197 52V51H196ZM201 52V51H200ZM207 52V51H206ZM206 52H205V54H206ZM217 52V51H216ZM225 52H226V50H225ZM237 52H236V50H235V54H237ZM240 52V51H239ZM18 53V52H17ZM87 53L89 54V56L87 55ZM120 53V52H119ZM190 53H192L193 54V51L192 52H190ZM195 53V52H194ZM202 53H204L203 51H202ZM213 53H214V51L212 50V48H211V50H208V53H207V58H205L204 60H202V62H200L199 64H198V66H197V69L195 70V72H192L191 71V69H193L194 68V66H195V64H192L193 65V67L192 68H187V69H190V71L192 72L191 74H190V79H188L189 80V83L191 84V86H189L190 87V90H189V88L188 89H186L184 86V89H182V86H181V88L179 89L180 91H182V90H187V91H185L186 93L185 94H188L187 92H191V91H194V92H198L197 94L198 95H196V93H195V98H193V101H194V99H196L197 98V96H202L201 94L199 95V91L202 89V93L203 92H205V91H203V87H205V88H207V91L209 92V93H214V91L215 90H218V91H225L223 88L225 87L228 91H229V94L233 97V94H231V92H230V90H232V91H237V90H235L236 89V87L238 86V88H239V90H243V87L241 86V85H238L237 83H236V80H235V82L233 81V78H231V76H230V72H229V69L231 68V65L230 64H225V63H222V64H218V63H216L215 61H214V57H213ZM219 52H217V54H218ZM22 54V53H21ZM121 54V53H120ZM157 54V53H156ZM162 54V53H161ZM172 54V53H171ZM174 54H176V53H173V55ZM182 54V53H181ZM225 54V53H224ZM223 54V55H224ZM239 54V53H238ZM238 54H237V56H238ZM242 53H240V55H241ZM28 55V54H27ZM59 56L60 57V59H61V57L62 56ZM137 55V54H136ZM163 55V54H162ZM169 55V54H168ZM173 55H172V57H173ZM198 55V54H197ZM239 55V56H240ZM259 55V56H258ZM72 56V58L74 59V60H72V58H70ZM99 56V55H98ZM98 56H96L97 57V59H98ZM118 56V57H117ZM123 56V55H122ZM137 56H139V54L137 55ZM176 56H177V58H176ZM193 56H194V54H193ZM200 56V55H199ZM199 56H196V59H197V57H199ZM217 56V55H216ZM242 56V55H241ZM0 57H2V58H0V60L1 59H3V57H4V55L2 56H0ZM8 57V56H7ZM6 57V58H7ZM17 57V56H16ZM33 56H31V58H32ZM35 57H37L36 55H35ZM171 57V59H173L174 58V62H175V58H176V61H178V58H180L179 57V55H175L173 58ZM254 57V56H253ZM31 58H30V60H31ZM65 58V59H64ZM158 58H160V57H158ZM169 58V57H168ZM218 58V57H217ZM239 57H237V59H238ZM250 58V57H249ZM248 57H247V59H249ZM8 59V58H7ZM85 59L87 60V62L85 61ZM101 59V58H100ZM192 59H193V57H192ZM192 59H190L191 61H192ZM194 59H195V56H194ZM195 59V60H196ZM222 59H223V57H222ZM236 59V58H235ZM242 59H244V60H247V59H245V58H242L241 57V59L240 60H242ZM251 59V58H250ZM256 59V58H255ZM4 60V59H3ZM6 60V59H5ZM62 60V59H61ZM114 60V59H113ZM115 60V61H116ZM123 60H125V59H123ZM140 60V59H139ZM158 60V59H157ZM156 60V64H158V61ZM198 60V59H197ZM196 60V61H197ZM254 60V59H253ZM12 61H14V60H12ZM20 61H23V60H21L20 59ZM96 61H98V60H96ZM120 61H122V60H120ZM163 61V60H162ZM195 61V62H196ZM221 60H219V62H220ZM4 62V61H3ZM124 61H122L121 63V65H123L124 63H125ZM180 62V61H179ZM194 62V63H195ZM239 62H241V61H239ZM244 61L242 60V62L241 63H243ZM246 62V61H245ZM253 62H255V60L253 61ZM252 62V60H251V63H253ZM258 62V61H257ZM7 63V62H6ZM8 63H9V61H8ZM8 63L6 64V65H8ZM16 63V65L19 63V60H16V62H14L13 64H15ZM26 63V62H25ZM35 63V62H34ZM116 63V62H115ZM118 63V62H117ZM168 63H169V61H168ZM168 63H167V65H168ZM171 63V62H170ZM169 63V64H170ZM177 63V62H176ZM176 63H174V64H176ZM190 65H191V63L190 62H188ZM228 63V62H227ZM31 64V63H30ZM42 64V65H41ZM77 64L78 63H76L74 66H75V68H76V66H77ZM154 64V63H153ZM152 64V65H153ZM163 64V63H162ZM179 64V63H178ZM247 65H248V63H246ZM259 64H258V66H259ZM4 65V64H3ZM10 65V64H9ZM28 65V64H27ZM80 65V64H79ZM116 65V64H115ZM120 65V66H121ZM167 65L165 64L164 66H166V68H167ZM180 65V64H179ZM29 66V65H28ZM113 66V65H112ZM119 66V65H118ZM129 66V67H128ZM173 67L172 66V64L171 65H169V67ZM177 66V65H176ZM187 66V65H186ZM189 66V65H188ZM249 66V65H248ZM258 66H256L255 67V65H254V67H255V70L254 71H256V70H258V69H261V68H259ZM3 67H5V65L3 66ZM104 67V66H103ZM111 67V66H110ZM168 67V68H169ZM247 67V66H246ZM245 67V68H246ZM9 68V67H8ZM65 68H67L68 69V71L65 69ZM96 68V67H95ZM113 67H111V68H109L108 70H111ZM115 68V67H114ZM121 68H122V66H121ZM123 68H125L124 66H123ZM181 68V67H180ZM249 68V67H248ZM40 69V71L38 72V70ZM152 69H154V66H153V68ZM156 69V68H155ZM170 69V68H169ZM168 69V70H169ZM171 69H173V68H171ZM170 69V72L172 71ZM244 69V68H243ZM251 69V70H252ZM99 70V69H98ZM122 70V69H121ZM162 72L164 73V72H166L164 69H163V67H162ZM168 70H167V74L169 75V73H168ZM9 71V70H8ZM91 71V70H90ZM123 71H124V69H123ZM231 71V70H230ZM41 72V74H39ZM69 72H71V71H69ZM96 72V71H95ZM99 72H101V70H99ZM115 72V71H114ZM157 72H158V70H157ZM156 72V73H157ZM162 72H160L161 74H162ZM174 72V71H173ZM261 72H263L262 74H264V71H261ZM73 73H74V75H73ZM93 73V72H92ZM140 73V72H139ZM153 73V72H152ZM156 73H155V75H156ZM172 73V72H171ZM234 73H235V71H234ZM233 72H232V74H234ZM237 73H238V71H237ZM9 74V73H8ZM103 74V73H102ZM158 75H159V73H157ZM166 74V73H165ZM164 74V75H165ZM166 74V75H167ZM259 74V71L257 72V75ZM262 74L260 75V76H262ZM66 75V76H65ZM88 75H90V74H88ZM92 75V74H91ZM98 75V74H97ZM97 75L95 76L96 78H97ZM99 75H100V73H99ZM115 75V74H114ZM147 75L149 76L150 75V73L149 72H147ZM163 75V74H162ZM165 75V76H166ZM184 75V74H183ZM240 75H242V74H240ZM239 75V76H240ZM256 75V74H255ZM257 75L255 76V78L257 77ZM70 77V78H68V79H71V80H73V81H67L66 82V86H67V88L70 90V89H72V85H71V83L74 85L73 87V94L70 96V99L69 100H66V102L64 101L65 100V98L64 99H57V93L58 92H61V93H64V91L66 92V89L67 88H62V86L61 85H63L64 83H65V81H66V77ZM76 76H74V77H76ZM104 76V75H103ZM153 76V75H152ZM161 76V75H160ZM185 76V75H184ZM237 76V78H238V75H236ZM236 76H234V77H236ZM94 77V76H93ZM92 77V78H93ZM100 77V76H99ZM154 77H156V76H154ZM175 77V76H174ZM178 77H179V75H178ZM186 77H188V75H186ZM106 78V77H105ZM113 78H115V77H113ZM157 78V77H156ZM155 78V79H156ZM159 78V77H158ZM236 78V79H237ZM243 78V77H242ZM263 78V77H262ZM75 79V78H74ZM77 79V78H76ZM88 79V80H87ZM241 79V78H240ZM240 79H239V81H240ZM251 79H254V77H252ZM264 79V78H263ZM263 79H261V80H263ZM169 80V79H168ZM178 80H180V79H178ZM177 80V81H178ZM238 80V79H237ZM256 80V79H255ZM254 80V81H255ZM147 82H151V81H148V80H146ZM165 81V80H164ZM171 81V80H170ZM170 81H168V83H171ZM238 81V82H239ZM264 81V80H263ZM262 81V82H263ZM76 82V81H75ZM90 82H92V86H89V84H90ZM175 82V81H174ZM250 82V81H249ZM116 83H117V81H116ZM166 83H167V81H166ZM173 83V82H172ZM180 82L178 81V84H179ZM185 83H186V81H185ZM257 83H259L258 82V79H257ZM68 84V85H67ZM100 84V85H99ZM175 84H176V82H175ZM177 84V85H178ZM247 84H249V85H251L250 83H248L247 82ZM264 84V83H263ZM69 85H70V87H69ZM75 85H78V86H76V87H78V88H76L75 87ZM115 85V84H114ZM117 85H115L114 87L116 88V86ZM179 85H182V84H179ZM186 85H187V83H186ZM221 85H224V87L221 89V87H220V89H219V86H221ZM249 85H247V86H249ZM99 86H101V87H99ZM105 86V85H104ZM110 86V85H109ZM123 86V87H122ZM144 88H146L145 90L143 89V87ZM243 86H245V85H243ZM171 87V86H170ZM169 88V87H168ZM167 88V89H168ZM1 89H4V92H1ZM108 89H109V87H108ZM182 89V90H181ZM230 89V90H229ZM28 90V91H27ZM114 90V89H113ZM176 90V91H175ZM204 90H206V89H204ZM7 91H10L9 92V94H10V96L9 97H7V95H5V92H7ZM158 91H160V93H162L161 91L162 90H158ZM174 91L177 93V89H175L174 88ZM173 91V88H172V93H169V94H173V93H175ZM212 91V92H211ZM220 91V93H222ZM156 92H157V90H156ZM155 92V94L156 95H158L157 93ZM179 92V91H178ZM189 92V93H190ZM217 92V91H216ZM69 93H72V91L71 92H69ZM180 93V92H179ZM223 93H226V92H223ZM222 93V96L224 95ZM162 94H164V93H162ZM178 94V93H177ZM183 94V93H182ZM207 94V93H206ZM206 94H205V96H206ZM214 94H216V93H214ZM217 94H219V93H217ZM216 94V95H217ZM226 94H228V93H226ZM225 94V95H226ZM21 95V94H20ZM65 95V94H64ZM149 95V94H148ZM161 95V94H160ZM159 95V96H160ZM176 95V94H175ZM181 95V94H180ZM178 96L179 98L181 97V96ZM190 95H193L192 93L190 94ZM212 95V94H211ZM230 95H228V96H230ZM240 96H242L241 94H239ZM244 95V94H243ZM247 95H248V92H247V94L245 93V96L247 97ZM250 95H252V94H250ZM6 96V97H5ZM150 96V95H149ZM148 96V97H149ZM158 96V97H159ZM165 96V95H164ZM164 96H162L161 95V101H163L164 100ZM186 95H184L183 94V97H185ZM208 97H210L209 98V101L210 100H212L211 98H214L215 96H213V97H211V96H209V95H207ZM219 96H221L220 94H219ZM219 96H218V98H219ZM228 96H227V99H228ZM61 97V96H60ZM68 96L66 95V98H67ZM156 97V96H155ZM189 97H191V96H189ZM188 97V98H189ZM200 97H199V99H200ZM224 97V96H223ZM252 97H254V96H252ZM179 98H177V100L179 101L180 99ZM185 98H187V97H185ZM184 98V99H185ZM221 98V97H220ZM225 98V97H224ZM230 99H231V97H229ZM235 98H237V96H235L234 97V99ZM239 98V97H238ZM237 98V99H238ZM242 98H243V96H242ZM241 97H240V99H242ZM30 99H33L34 101L32 102V103H30ZM68 99V98H67ZM163 99V100H162ZM174 99V100H173ZM173 99H172V97H171V99L169 100V101H171V100H173V101H177L175 98H174V94H173ZM181 99H182V97H181ZM202 99V98H201ZM200 99V100H201ZM206 99H208V98H206ZM227 99H225V100H227ZM234 99H231L230 101H232V100H234ZM236 99V101H238ZM248 99V98H247ZM249 99H250V102H252L253 101V99H256V98H250V96H249ZM61 102H60V101ZM156 100H158V99H156ZM190 100V99H189ZM192 100V99H191ZM221 100V99H220ZM29 101V102H28ZM209 101H207V102H209ZM242 101V100H241ZM258 101V100H257ZM157 102H159V101H157ZM180 102V101H179ZM179 102H177V103H179ZM183 102V101H182ZM189 102V101H188ZM192 102V101H191ZM201 102H203V100L201 101ZM211 102H213V101H211ZM210 102V103H211ZM234 102V101H233ZM233 102H231L232 104H235V103H233ZM243 102V101H242ZM241 102V103H242ZM246 102V101H245ZM151 103V102H150ZM153 103H154V101H153ZM163 103V102H162ZM166 103V102H165ZM172 103V102H171ZM195 103V102H194ZM193 103V104H194ZM198 103H199V101H198ZM197 103V104H198ZM237 103V102H236ZM239 103V106H241V103H240V101L238 102ZM247 103V102H246ZM142 104V103H141ZM173 104V103H172ZM190 104V103H189ZM197 104H196V106H197ZM205 104H207V103H205ZM221 104V103H220ZM243 104V103H242ZM175 105H177V104H175ZM181 106H182V103L180 104ZM191 105V104H190ZM190 105H188L189 107H190ZM211 105H212V103H211ZM226 105V104H225ZM245 104H243L242 105V108H243V106H244ZM247 105V104H246ZM252 105V104H251ZM19 106V105H18ZM172 106H174V105H172ZM195 106V105H194ZM199 106V105H198ZM207 106V105H206ZM206 106L204 107V108H206ZM208 106H209V103H208ZM217 106V105H216ZM215 106V107H216ZM218 106H220V105H218ZM261 106H263V105H261ZM56 107V106H55ZM163 108L162 109H164L165 107H167L166 105H164V106H162ZM176 108L178 107V106H175ZM174 107V108H175ZM184 107V106H183ZM189 107H187V108H189ZM212 106H210V108H211ZM215 107H213L214 108V111H215ZM222 107V106H221ZM256 107V106H255ZM255 107H252V108H254L255 109ZM57 108V107H56ZM149 108H151V107H149ZM191 108V107H190ZM190 108L189 109H187L186 111H187V113H189L190 114V112H192V109H193V107L191 108V111H190ZM197 107H195L194 109L197 111V110H199V109H196ZM201 108H203L202 106H201ZM209 108V107H208ZM210 108L208 109L209 111L208 112H214V111H211L210 110ZM241 108V107H240ZM146 109V107L144 108V110ZM152 110L154 109V108H151ZM207 109V108H206ZM205 109V110H206ZM216 109H217V107H216ZM247 110H248V108H246ZM263 109V108H262ZM26 110H27V107H26ZM53 110H57V109H53ZM150 109H148L147 111H149ZM155 110H157V109H155ZM166 110H167V108H166ZM172 110H175V109H173L172 108ZM179 110H180V108H179ZM179 110H177L176 112H178ZM182 110V109H181ZM205 110H203V111H205ZM240 110V109H239ZM242 110V109H241ZM245 110V109H244ZM257 110V109H256ZM17 111V112H16ZM22 111V110H21ZM31 111V110H30ZM33 111V110H32ZM163 111V110H162ZM183 111V110H182ZM181 111V112H182ZM188 111H190V112H188ZM196 111H195V113H196ZM227 111V110H226ZM228 111H229V109H228ZM234 111H235V109H234ZM233 111V112H234ZM175 112V111H174ZM184 112V111H183ZM216 112V111H215ZM218 112V111H217ZM242 112V111H241ZM244 112V111H243ZM247 112V114H248V111H246ZM257 112V111H256ZM24 113V112H23ZM56 113H55V115H56ZM165 113V112H164ZM198 113V112H197ZM196 113V114H197ZM201 113H202V111H201ZM220 113V112H219ZM219 113H217L216 115L217 116H219L218 114ZM221 113H222V111H221ZM231 113H232V111H231ZM238 113H239V115L240 114H242V113H240L239 111H238ZM238 113H237V115H238ZM250 114H251V112H249ZM22 114V113H21ZM25 114H26V112H25ZM33 114L34 113H32L31 115H32V117H34L33 116ZM34 114V115H35ZM152 114H153V111H152ZM155 114V113H154ZM157 114V113H156ZM163 114V113H162ZM173 114V113H172ZM171 114V116L172 117H174L173 115ZM175 114V113H174ZM203 114H205V116H207L208 117V115H207V113H203ZM212 114L213 113H211V116L210 117H213L212 116ZM225 114H228V113H226L225 112ZM230 114V113H229ZM229 114H228V116H229ZM247 114L245 115V116H247ZM253 114V113H252ZM251 114V115H252ZM13 116L14 118H13V120H12V117L11 116ZM147 114H145V116H146ZM165 115V114H164ZM195 115V114H194ZM199 115V114H198ZM197 115V117H198V119H199V116ZM202 115V114H201ZM210 115V114H209ZM215 115V114H214ZM221 115H224L223 113L221 114ZM24 117L26 116V115H23ZM27 116H28V114H27ZM26 116V117H27ZM144 116V117H145ZM148 116V115H147ZM163 116V115H162ZM166 116V115H165ZM191 116V115H190ZM244 116V117H245ZM11 117V122H12V125H15L14 127L13 126H11L10 128L8 127V122L7 121H9V118ZM19 117V118H18ZM30 117V116H29ZM55 117V116H54ZM231 114H230V116H229V119L231 120ZM232 117H233V115H232ZM240 117V116H239ZM248 117V116H247ZM247 117H246V119H247ZM252 117V116H251ZM251 117H250V119H251ZM16 118V119H15ZM49 118V119H48ZM146 118V117H145ZM151 118V117H150ZM175 118H176V116L174 117V120H175ZM200 118H201V116H200ZM202 118H204L205 119V117H202ZM201 118V119H202ZM209 118V117H208ZM218 118V117H217ZM220 118V117H219ZM43 119V123L45 122L44 120V117L42 118ZM177 119H178V116H177ZM179 119H180V117H179ZM188 119V118H187ZM193 120V118L191 117V118H189V120ZM194 119H195V117H194ZM200 119V120H201ZM213 119H216V116L213 118ZM221 119V118H220ZM227 119V118H226ZM237 119H239V118H237ZM241 119H242V117H241ZM249 119V118H248ZM24 120L26 121V119L24 118ZM30 120H33V121H35L34 120V118H32V119H30ZM29 120V126H30V124H31V122L32 121H30ZM46 120V121H47ZM147 120V119H146ZM186 120V119H185ZM196 120V119H195ZM195 120H193V121H195ZM206 120V119H205ZM207 120H210V119H207ZM219 120V119H218ZM230 120H228L227 119V121H229L230 122ZM149 121V120H148ZM151 121V120H150ZM180 121H182L181 119H180ZM202 121H203V119H202ZM215 122L217 121V120H214ZM220 121V120H219ZM27 122V125L26 126H28V121H26ZM25 122V123H26ZM35 122H37V121H35ZM152 122V121H151ZM176 122H177V120H176ZM182 122H184V121H182ZM191 122V121H190ZM190 122H188L187 121V123H190ZM197 122H199V120L197 121ZM196 122V126H197V130H198V133H200L201 134V132H199V131H201V130H199V128H198V125H200V123H201V121L199 122V124ZM207 122H209V123H211L212 124V122H211V120L210 121H207ZM215 122H214V124H215ZM39 125H41L40 124V122L38 121L37 122ZM42 123V122H41ZM53 123V122H52ZM192 123V122H191ZM241 124H243L244 126H245V124L246 123H243V122H240ZM20 124H22L21 123V121H20ZM37 124V125H38ZM51 124V123H50ZM183 124V123H182ZM181 123H180V125H182ZM203 124H204V122H203ZM216 124H218L217 122H216ZM11 125V124H10ZM18 125H19V123H18ZM24 125V124H23ZM22 125V126H23ZM24 125V126H25ZM34 125V123L33 124H31V126H33ZM193 125V124H192ZM191 125V126H192ZM194 125V126H195ZM204 125H206V123L204 124ZM207 125H208V123H207ZM223 125V124H222ZM228 125V124H227ZM247 125V124H246ZM251 125V124H250ZM170 126V125H169ZM186 126V125H185ZM201 126H203V125H201ZM216 125H214V129L216 128L215 127ZM241 126V125H240ZM248 126V125H247ZM257 126V125H256ZM35 130L37 131V129H36V124H35ZM39 127V126H38ZM43 127V126H42ZM41 127V128H42ZM48 127V128H47ZM157 127V126H156ZM163 127V126H162ZM173 127V126H172ZM188 127V126H187ZM187 127H179L181 130H182V132L183 133H179V131H177L178 133H179V139H177V136H176V138L175 139H177V140H175V139H172V140H175L173 143L175 144V142L176 141H179V142H184L185 141V139L187 140V142H189V141H191V139L189 140V139H187V137L190 135L191 136V129H189V128H187ZM190 127V126H189ZM200 127V126H199ZM211 127V128H212ZM220 127V126H219ZM230 127V126H229ZM241 127H243V126H241ZM29 128V127H28ZM27 128V129H28ZM161 128V127H160ZM160 128H159V130H160ZM164 128H166V127H164ZM171 128V127H170ZM191 128V127H190ZM196 128V127H195ZM203 128V131H204V128L205 127H202ZM217 128H218V126H217ZM231 128V127H230ZM230 128H229V132H231L230 131ZM244 128H247V127H244ZM249 128V127H248ZM257 128V127H256ZM23 129V128H22ZM30 129H31V127H30ZM157 128H155V130H156ZM175 129V128H174ZM193 129H194V127H193ZM193 129H192V131H193ZM235 129V128H234ZM253 129H254V127H253ZM252 129V130H253ZM264 129V128H263ZM33 130V129H32ZM39 130V129H38ZM161 130H163V129H161ZM205 130H207L206 128H205ZM211 130V129H210ZM213 130V129H212ZM211 130V131H212ZM225 130V129H224ZM236 130H238L237 128H236ZM248 130V129H247ZM254 130H256V129H254ZM153 131V130H152ZM158 131V130H157ZM167 131V130H166ZM165 131V132H166ZM173 131V130H172ZM189 131H190V133H189ZM209 131V130H208ZM218 131V129L216 130V132ZM226 131H227V129H226ZM225 131V132H226ZM239 131V130H238ZM240 131H242V130H240ZM244 131V130H243ZM264 131V130H263ZM24 132V131H23ZM35 132V131H34ZM162 132H164V131H162ZM176 132V131H175ZM177 132H176V134H177ZM184 132H185V134L187 135V137H185V138H183L182 137V135L184 134ZM205 132V131H204ZM228 132V131H227ZM228 132V133H229ZM233 132V131H232ZM247 133L249 132V131H246ZM252 132V131H251ZM251 132H249L248 134H251L252 136H253V132L255 133V131H253L252 133ZM31 133V132H30ZM30 133H28V134H30ZM38 134H39V132H37ZM193 133H194V131H193ZM195 133H197V131L195 132ZM197 133V134H198ZM203 133V132H202ZM208 133H210V132H208ZM207 131H206V135L205 136H207ZM242 133H245V132H242ZM18 134V133H17ZM19 134H20V132H19ZM27 133H26V135L27 136H29ZM163 134V133H162ZM161 134V135H162ZM166 134H167V132H166ZM180 134H181V137L182 138H180ZM196 134V135H197ZM199 134V135H200ZM213 134H215L214 133V130H213ZM212 134V135H213ZM230 134V133H229ZM259 134V133H258ZM258 134H257V136H258ZM22 135V134H21ZM20 135V137H18V139L20 138V139H24V138H27L26 136H24V135H22L21 136ZM168 135H169V132H168ZM175 135V134H174ZM193 135V134H192ZM203 135V134H202ZM201 135V136H202ZM209 135H211V134H209ZM232 135V134H231ZM241 136H244V137H246L244 134H240ZM256 135V134H255ZM254 135V137H256ZM35 136V135H34ZM39 136V135H38ZM154 136V135H153ZM185 136V135H184ZM194 136H195V134H194ZM193 136V138H192V140L194 141L195 139V137ZM200 136V137H201ZM236 136V135H235ZM234 136V137H235ZM252 136H250L251 138H253ZM263 136V135H262ZM166 137V136H165ZM211 137V136H210ZM221 137V136H220ZM227 136H225V138H226ZM233 137V136H232ZM259 137V136H258ZM257 137V139L259 140V138ZM6 138H8V140H5ZM15 138H16V136H15ZM31 138V137H30ZM152 138V137H151ZM161 138V137H160ZM167 138V137H166ZM165 138V139H166ZM174 138V137H173ZM191 138V137H190ZM222 138L224 139V137L222 136ZM231 138V136L229 135V139ZM236 138V137H235ZM242 138V137H241ZM246 138H248V141L250 140L249 139V135H248V137H246ZM20 139H19V141H20ZM28 139V138H27ZM32 139V138H31ZM154 139H156L157 140V138H154ZM159 139V138H158ZM164 138H162V140H163ZM170 139H171V136H170ZM197 139V138H196ZM212 140H213V138H211ZM227 139H228V137H227ZM245 139V138H244ZM256 138H254V140H255ZM262 139V138H261ZM189 140V141H188ZM219 140V139H218ZM221 140V142L223 141L222 139H220ZM241 140H243V139H241ZM241 140L240 141H238V140H232V143H231V140H229L230 141V143L231 144H225V145H227V146H225L224 145V148H225V150H223L224 151V153H226L227 155H229V159H234V157L236 158V154H239L240 155V153L241 152H246L245 150H247L248 152H246L248 155H251L253 158H254V150L255 149H257V148H255V146H254V144H256V142L255 141H257V140H255L254 142H252V143H250V142H248V141H243V143H239V142H241ZM253 140V139H252ZM252 140H250V141H252ZM6 141V142H5ZM16 141H17V139H16ZM35 141H36V136H35ZM169 141V140H168ZM193 141H191V142H193ZM197 141V140H196ZM226 141V140H225ZM228 141V142H229ZM262 141H264V140H261V142ZM15 142V141H14ZM30 142V141H29ZM160 142V141H159ZM163 142V141H162ZM187 142H186V145H187ZM201 142H203L202 140H201ZM227 142V141H226ZM227 142V143H228ZM260 141H258V143H259ZM261 142H260V144H261ZM24 143V142H23ZM151 143H152V141H151ZM161 143V142H160ZM164 143V142H163ZM170 143V142H169ZM194 143V142H193ZM192 143V144H193ZM196 143V142H195ZM199 143V142H198ZM16 144V143H15ZM19 144V143H18ZM17 144V145H18ZM22 144V143H21ZM35 144H36V142H35ZM157 144H158V142H157ZM184 144H185V142H184ZM183 144V145H184ZM204 144H206L207 145V142H205ZM6 145V146H7ZM24 145V144H23ZM160 145V144H159ZM168 145H170V144H168ZM176 145H177V143H176ZM196 145V144H195ZM200 145V147H202V145L203 144H199ZM239 145H242L241 146V148L239 149ZM6 146H5V148H6ZM24 146H26V144L24 145ZM162 146V145H161ZM171 146H172V144H171ZM188 147H189V143H188V145H187ZM197 146L198 145H196V148H197ZM258 146V145H257ZM22 147V146H21ZM155 147V146H154ZM164 147V146H163ZM168 147V146H167ZM192 147V146H191ZM190 147V148H191ZM244 149H243V148ZM254 147V148H253ZM13 147H11V149H12ZM15 148V147H14ZM157 148V147H156ZM161 147H159V149H160ZM170 148H172V147H170ZM176 148V147H175ZM175 148L173 149L174 151H175ZM183 147H181V149H182ZM185 148H187L186 146H185ZM189 148V149H190ZM193 148V147H192ZM196 148H194V150H192L193 151V155H195L194 154V152H196V150H198V149H196ZM199 148V147H198ZM202 148H205V147H202ZM211 148V147H210ZM210 148H208V149H210ZM258 148H261V147H259L258 146ZM0 149H1V147H0ZM19 149H21V151H22V148H20L19 147ZM158 149V148H157ZM167 149V148H166ZM176 149H178V148H176ZM184 149V148H183ZM188 149V148H187ZM196 149V150H195ZM207 149V148H206ZM212 149V148H211ZM6 150H7V148H6ZM9 150V149H8ZM7 150V152L9 153V152H12V151H8ZM146 150V149H145ZM169 150V149H168ZM171 150V149H170ZM169 150V151H170ZM191 150V149H190ZM190 150H188V152L190 151ZM221 150V149H220ZM259 150V149H258ZM262 150V155H264V148L263 149H261ZM27 151H26V153H27ZM161 151V150H160ZM178 151V150H177ZM186 151V150H185ZM192 151H190V153L192 152ZM3 152V151H2ZM17 152L18 151H16V154H17ZM140 152V153H139ZM147 152V151H146ZM163 152V151H162ZM173 152V151H172ZM181 152V151H180ZM183 152V151H182ZM199 152V151H198ZM208 152H210V150L208 151L207 150V153ZM218 152V154H220L221 152H222V150H221V152L219 153V150L217 151ZM243 152V153H244ZM13 153V152H12ZM139 153V154H138ZM143 153V152H142ZM184 153V152H183ZM206 153V152H205ZM211 153V152H210ZM223 153V152H222ZM223 153V154H224ZM229 153V154H228ZM243 153H241L242 155H244ZM15 154V156H16V158H17V156H18V159H19V154H17L16 155ZM144 154V153H143ZM163 154H164V152H163ZM177 154V153H176ZM198 154V153H197ZM196 154V155H197ZM214 154V153H213ZM246 154V155H247ZM13 155V154H12ZM151 155H152V153H151ZM193 155H192V157H193ZM194 156L195 158H197L198 156ZM220 155H222V154H220ZM232 157H231V156ZM9 156H11V155H9ZM22 156V154L20 153V158L22 159V161H24L25 159L23 158V156ZM136 156H138V157H136ZM159 156H161V155H159ZM159 156L157 155V154H153V156H151V159H154L155 161H156V163H158V161L160 162H162L163 160H162V156L160 157L161 158V160H159ZM165 156H167V154L165 155ZM201 156H204V155H201ZM215 157H216V155H214ZM213 156V157H214ZM4 159H2V161H7V157L5 156V153L3 154V156H2ZM2 157H0V160H1V158ZM12 157V156H11ZM156 157H157V159H156ZM187 157H188V155H187ZM200 157V156H199ZM199 157L197 158L198 160H199ZM214 157V158H215ZM223 157H224V155H223ZM225 157H226V155H225ZM231 157V158H230ZM240 157H242V156H240ZM239 157V158H240ZM244 157V156H243ZM242 157V158H243ZM260 157H261V152H260ZM260 157H258V158H254L255 159V161H257L258 162V159L260 158ZM167 158V157H166ZM171 158V157H170ZM173 158V157H172ZM185 158V157H184ZM211 158V157H210ZM227 158V159H228ZM253 158H252V164H253ZM15 159V158H14ZM18 159H16V161L17 162H19L18 161ZM178 159H179V157H178ZM189 159H191V157L189 158ZM189 159H187V161L189 160ZM212 159V158H211ZM226 159V158H225ZM224 159V160H225ZM226 159V160H227ZM262 159H263V157H262ZM9 160H10V157H9ZM12 160V159H11ZM10 160V161H11ZM150 160V159H149ZM168 160V159H167ZM167 160H165L166 162H167ZM175 160H177L176 158H174L172 161H175ZM196 160V159H195ZM203 161H204V159H202ZM239 160V159H238ZM248 160V159H247ZM2 161H0V165L2 164V163H4V162H2ZM14 161V160H13ZM22 161H21V163H22ZM153 161V160H152ZM169 161H170V164H171V159H169L168 160V163H169ZM179 161V160H178ZM190 161V160H189ZM203 161H201V159L199 160V163L201 162H203ZM241 161V160H240ZM263 163H264V161L263 160H261ZM260 161V162H261ZM15 162V161H14ZM148 162V161H147ZM159 163V165H163V164H165V163ZM164 162V161H163ZM177 162V161H176ZM181 162H183V161H181ZM190 162H192V161H190ZM226 162V161H225ZM251 162H250V166H252L253 168H254V170H256V168H258L259 167V165L258 164H260V162H255V163H257V164H255V166H253V165H251ZM13 163V162H12ZM24 163H25V161H24ZM155 163V164H156ZM193 164L194 163H196V161L195 162H192ZM200 163V164H201ZM236 163V162H235ZM248 163V162H247ZM263 163H261V164H263ZM5 164V163H4ZM3 164V165H4ZM146 164V163H145ZM151 164H152V162H151ZM197 164H198V162H197ZM203 164H205V163H203ZM9 165V164H8ZM11 165V164H10ZM18 165V164H17ZM16 165V166H17ZM152 165H154V163L152 164ZM169 165V164H168ZM196 165V164H195ZM236 165H238L237 163L235 164V166ZM256 165H257V167H256ZM155 166V165H154ZM153 166V168H155ZM157 167H158V165H156ZM167 166V165H166ZM166 166H165V168H166ZM169 166H173V164H171V165H169ZM177 166V165H176ZM198 167H199V165H197ZM205 167H202V168H209V167H211L212 168V166H210L209 165V167H208V165H204ZM207 166V167H206ZM1 167H2V165H1ZM12 167V168H13ZM20 167V166H19ZM141 167H143V166H141ZM182 167H183V165H182ZM197 167V168H198ZM231 167H233V169H237L236 167H234V166H231ZM6 168H7V166H6ZM9 168V171H10V168H11V166L10 167H8ZM7 168V169H8ZM12 168H11V171H12ZM163 168V167H162ZM168 168V167H167ZM171 168V167H170ZM170 168H168V169H170ZM173 168V167H172ZM175 169H177L176 167H174ZM173 168V170H175ZM180 168V167H179ZM210 168V169H211ZM21 169V168H20ZM143 169V168H142ZM148 169V168H147ZM200 169H201V167H200ZM205 169H204V171H205ZM210 169H209V172H213V171H210ZM213 169H214V166H213ZM251 169V168H250ZM138 170H141V168H139ZM144 170V169H143ZM156 170L157 169H155V173H157L156 172ZM166 170V169H165ZM164 170V171H165ZM172 170V169H171ZM202 170V169H201ZM200 170V171H201ZM208 170V169H207ZM231 170V169H230ZM249 169H247V171H248ZM253 170V169H252ZM259 170H261L260 168H259ZM263 170H264V167H263ZM263 170H262V173L264 174V172H263ZM13 171V172H14ZM50 171V172H49ZM163 171V172H164ZM167 171H169V170H167ZM179 171H182V170H179ZM184 171V170H183ZM199 171V170H198ZM234 171V170H233ZM232 171V172H233ZM247 171L245 172V173H247ZM257 171V170H256ZM2 172V170L0 169V173ZM3 172H4V170H3ZM46 172L47 173H54L55 175L54 176H52V177H55L54 179L55 180H57V182H55V185H54V183H51V181H45L44 179V181L42 180V178H43V175L44 174H46ZM118 172V173H117ZM160 172V171H159ZM173 172V171H172ZM171 172V173H172ZM175 172V171H174ZM231 172V175L233 174ZM237 172H239L238 171V169H237ZM11 173V172H10ZM44 173V174H43ZM175 173H178L177 171L175 172ZM6 174H7V172H6ZM147 174V173H146ZM165 174H167V173H165L164 172V176H165ZM174 174V173H173ZM209 174V173H208ZM235 174V173H234ZM261 175V179H263L262 178V176H264V175ZM4 175H5V172H4ZM139 175V174H138ZM143 175H144V173H143ZM143 175H141L142 177H143ZM157 175V174H156ZM159 175V174H158ZM157 175V176H158ZM161 175H163L162 174V171H161ZM170 175V174H169ZM179 175H182V177H183V174L181 173V174H179ZM193 175V174H192ZM197 175V174H196ZM132 176V175H131ZM141 176H140V178H141ZM152 176V175H151ZM173 176H175V175H173ZM172 176V177H173ZM212 176H213V174H212ZM233 176V175H232ZM259 176V175H258ZM257 176V179H254V181L255 180H259L260 179V176L258 177ZM12 177L14 178V175H13V173H12ZM145 177V176H144ZM147 177H148V175H147ZM167 177V176H166ZM210 177H211V175H210ZM222 178H223V176H221ZM231 177V176H230ZM243 178H244V176H242ZM245 177H247V176H245ZM125 178V177H124ZM137 178V177H136ZM135 178V179H136ZM139 178V177H138ZM152 178H153V176H152ZM177 179L178 178H180V177H176ZM187 178V177H186ZM198 178V177H197ZM196 178V179H197ZM232 178V177H231ZM259 178V179H258ZM126 179H128L127 177H126ZM148 179H150L149 177H148ZM181 180L183 179V178H180ZM193 179H195L194 177H193ZM195 179V180H196ZM199 179V178H198ZM206 179V178H205ZM219 179H220V176H219ZM246 179V178H245ZM260 179V180H261ZM10 180H11V178H10ZM42 180V181H41ZM125 180V179H124ZM123 180V181H124ZM137 180V179H136ZM135 180V181H136ZM146 180V179H145ZM145 180H144V183L143 184H145ZM154 180V179H153ZM176 180V179H175ZM192 180V179H191ZM204 180V179H203ZM203 180H200V181H203ZM240 180L241 181H239L238 183H237V185H242V183L244 182L243 181V179H241L240 178ZM248 180H249V178H248ZM2 180H0V182H1ZM139 181V180H138ZM151 181V180H150ZM155 181V180H154ZM153 181V182H154ZM167 181H169L168 180V178H167ZM172 181H174V178H173V180ZM178 181V180H177ZM200 181H198V182H200ZM207 181V180H206ZM252 181V180H251ZM39 182V183H38ZM126 182V181H125ZM132 181H130V183H131ZM194 182V181H193ZM196 182V181H195ZM194 182V183H195ZM209 182V181H208ZM257 182V181H256ZM255 182V184H257ZM261 182H263V184H264V179H263V181H261ZM5 183H6V181H5ZM9 182L7 181V183L6 184H8ZM106 183V182H105ZM133 183V182H132ZM152 183V182H151ZM203 183V182H202ZM202 183H199V184H202ZM254 183V182H253ZM52 184V185H51ZM125 184V183H124ZM137 184V183H136ZM142 184V185H143ZM147 184V183H146ZM154 184V183H153ZM175 184H178L177 182L175 183ZM193 184V183H192ZM209 183H207V185H208ZM224 184H226V183H224ZM252 184V183H251ZM259 184H262V183H258L257 185H259ZM119 185V184H118ZM122 185H123V183H122ZM127 185L128 184H126V187H127ZM157 185V184H156ZM171 185V184H170ZM179 185V184H178ZM189 185V184H188ZM191 185V184H190ZM256 185V186H257ZM1 186V185H0ZM3 186V185H2ZM9 186V185H8ZM7 186V187H8ZM18 186V187H17ZM52 186V187H51ZM59 186V187H58ZM131 186H132V184H131ZM151 187V185H148V187ZM158 186V185H157ZM156 186V187H157ZM180 186V185H179ZM195 186V185H194ZM222 186V185H221ZM253 187H251V188H254V190L253 191H255V187L256 186H254V184L252 185ZM260 186V185H259ZM6 187V186H5ZM58 187V188H57ZM103 187V186H102ZM106 187V186H105ZM149 187V188H150ZM163 187V186H162ZM168 187V186H167ZM171 187V186H170ZM181 187V186H180ZM211 187V186H210ZM225 188V186L223 185L222 186V188ZM250 187V186H249ZM10 188V187H9ZM48 188V189H47ZM124 188V187H123ZM130 188L131 187H127V189L128 190H130ZM133 188V187H132ZM137 188H139V190L137 189ZM136 188V190H138V191H140L141 189H140V187L138 186ZM159 188V187H158ZM197 188V187H196ZM196 188H195V193H197L198 191L196 190ZM205 188H207V187H205ZM262 188H263V190H264V186L262 185ZM2 189V191H0V193L1 192H3V187L2 188H0V190ZM101 189V188H100ZM146 189V188H145ZM259 189V188H258ZM151 190V189H150ZM156 190V189H155ZM160 190V189H159ZM170 190V189H169ZM172 190V189H171ZM206 190V189H205ZM250 190H252V189H250ZM48 191V192H47ZM145 190H144V188H143V192H144ZM154 191V190H153ZM152 191V193H153V196L155 195L154 194V192ZM179 191V190H178ZM181 191V193L184 191V190H180ZM179 191V192H180ZM187 192H188V190H186ZM192 191V190H191ZM209 191V190H208ZM207 190H206V192H208ZM258 190H256V192H257ZM70 192V193H69ZM88 192V193H89ZM100 192V191H99ZM156 192V191H155ZM158 192V191H157ZM164 192H165V190H164ZM233 192V191H232ZM245 192V190L243 191V193ZM249 193V191H247L246 190V192L244 193L245 195H246V193ZM256 192H254L256 195H257V193ZM15 193V194H14ZM79 193V194H78ZM93 193V192H92ZM100 193H102V192H100ZM123 193V192H122ZM129 193V192H128ZM137 193V192H136ZM146 193V192H145ZM144 193V194H145ZM148 194H149V192H147ZM147 193H146V196H147ZM210 194L212 193V192H209ZM242 193V195L244 196V194ZM247 193V194H248ZM253 192H251V194H252ZM261 193H262V191H261ZM260 193V194H261ZM66 194H68L66 197H65V195ZM91 194V193H90ZM95 194V193H94ZM94 194H92V195H94ZM113 194H115V192H113ZM133 194H135V191H134V193ZM138 194H139V192H138ZM144 194H142L143 196L142 197H145V195ZM213 194V193H212ZM259 194V195H260ZM19 196V197H15V196ZM156 195H158L157 193H156ZM176 195V194H175ZM184 194H182L181 196H183ZM187 195V194H186ZM241 195V196H242ZM255 195V196H256ZM29 196V197H28ZM35 196V195H34ZM114 196V195H113ZM131 196V195H130ZM140 196H141V194H140ZM179 195H177V197H178ZM185 196V195H184ZM196 196V195H195ZM231 196H232V194H231ZM237 196V195H236ZM242 196V197H243ZM64 197V200H62V199H60V198H63ZM186 197H188V196H186ZM193 197V196H192ZM203 197V196H202ZM210 197V196H209ZM12 198H14V200H12ZM31 198V197H30ZM37 198V197H36ZM93 198V197H92ZM130 198V197H129ZM132 198H135V197H132ZM137 198H139V196L138 197H136V199ZM147 198H149V197H147ZM199 198V197H198ZM251 198V197H250ZM29 201H28V200ZM84 199V200H85ZM112 199H113V201L115 202V200H117V199H115L114 200V198L112 197ZM131 199V198H130ZM130 199H128V201L130 200ZM141 199V198H140ZM140 199H137L138 201L140 200ZM150 199H152V196H151V198ZM200 199V198H199ZM34 200H35V198H34ZM33 200V201H34ZM37 200V199H36ZM35 200V201H36ZM42 200V199H41ZM125 200H127V199H125ZM137 200H134L133 199V202L135 201H137ZM144 201H145V199H143ZM148 200V199H147ZM176 199H174V200H172L173 202L175 201ZM210 200V199H209ZM209 200H207V202L209 201ZM262 200H264V199H262ZM2 201V202H1ZM91 201V200H90ZM137 201V202H138ZM177 201H178V199H177ZM176 201V202H177ZM181 201V200H180ZM7 202H8V205H7ZM22 202H24L23 204H22ZM172 202V203H173ZM185 202H187L186 200H185ZM192 202H194V201H192ZM198 202V201H197ZM196 202V203H197ZM200 202V201H199ZM238 202V201H237ZM242 202V201H241ZM11 203H13V204H11ZM42 203V201H40V203L38 202V204L37 205H40ZM65 203H67V205H66V207H64V205H65ZM124 203V202H123ZM126 203V202H125ZM141 203V202H140ZM154 203V202H153ZM175 203V202H174ZM178 203H179V201H178ZM211 203V202H210ZM5 204H6V206H8V209L6 208V206H5ZM18 204H19V207H18ZM32 204H36V203H31V205ZM116 204H118L117 202H116ZM137 204H139V203H137ZM185 204V203H184ZM187 204V203H186ZM195 204V203H194ZM194 204L192 205V206H194ZM239 204H241V203H239ZM42 205V204H41ZM119 205V204H118ZM134 205V204H133ZM140 205H142V204H140ZM164 205V204H163ZM177 206V203L176 204H174L173 206ZM187 205H189V204H187ZM229 205V204H228ZM228 205H226L227 207H228ZM241 205H243V204H241ZM255 204H253V206H254ZM21 206V207H20ZM36 206V205H35ZM117 206V205H116ZM186 206V205H185ZM206 206V205H205ZM224 206V205H223ZM222 206V207H223ZM236 206V205H235ZM238 206V205H237ZM246 206V205H245ZM29 207V206H28ZM31 207V206H30ZM76 207V208H75ZM125 207V206H124ZM165 207V206H164ZM189 207L190 208H192L191 207V204L188 206V209H189ZM208 207V206H207ZM242 207V206H241ZM241 207H237V208H239V209H237V210H240V208ZM243 207H244V205H243ZM251 207V206H250ZM249 207V208H250ZM256 207V206H255ZM259 207V206H258ZM257 207V208H258ZM32 208H34L33 206H32ZM39 208V207H38ZM44 208V207H43ZM115 208V207H114ZM114 208H111V210L112 209H114ZM118 208L120 209V207L118 206ZM134 208V207H133ZM132 208V209H133ZM142 208V207H141ZM148 208L150 209V206H148ZM152 208V207H151ZM175 208V207H174ZM182 210H184L182 207H180ZM225 208V207H224ZM233 208V207H232ZM235 208V207H234ZM245 208V207H244ZM248 208V209H249ZM9 209H10V211H9ZM13 209V208H12ZM31 209V208H30ZM34 209H36V208H34ZM84 209V208H83ZM110 209V208H109ZM124 209V208H123ZM140 209V208H139ZM145 209V208H144ZM186 210H187V208H185ZM226 210H227V208H225ZM229 209L231 210V208L229 207L228 208V211H229ZM251 209V208H250ZM255 209V208H254ZM26 210V209H25ZM28 210V209H27ZM44 210V209H43ZM125 210V209H124ZM130 210V209H129ZM150 210H152V209H150ZM208 210V209H207ZM29 211V210H28ZM31 211V210H30ZM33 211V210H32ZM41 211V210H40ZM67 211V210H66ZM95 211H98V210H95ZM120 211V210H119ZM122 211V210H121ZM120 211V212H121ZM138 211V210H137ZM153 211V210H152ZM156 211V210H155ZM179 211V210H178ZM185 211V210H184ZM188 211V210H187ZM187 211H185V212H187ZM189 211H190V209H189ZM188 211V212H189ZM196 211V210H195ZM241 211L242 212H245V214H247L246 212H247V210L245 211V209H242L241 208ZM260 211H261V208H260ZM13 212V211H12ZM23 212V211H22ZM35 212V211H34ZM37 212V211H36ZM91 212V211H90ZM241 212V213H242ZM248 212H250L251 213V211H248ZM255 212V211H254ZM15 213H16V211H15ZM14 213V214H15ZM19 213H21V211L19 212ZM38 213V212H37ZM86 213V212H85ZM122 213V212H121ZM181 213H182V211H181ZM192 213V212H191ZM193 213H194V211H193ZM226 213V215H228V213L227 212H225ZM240 213V212H239ZM238 213V214H239ZM250 213H248L247 215H250L251 216V214ZM35 214V213H34ZM87 214V213H86ZM102 214H103V212H102ZM131 216H134V215H136V213H134V215H133V213L131 212ZM178 214V213H177ZM184 215L183 216H186V213H183ZM245 214H241L242 216H245ZM16 215V214H15ZM18 215V214H17ZM17 215L15 216V217H17ZM25 215V214H24ZM33 215V214H32ZM35 215H37V214H35ZM34 215V216H35ZM69 215V214H68ZM81 216H83V214H80ZM92 215V214H91ZM126 215V214H125ZM128 215V214H127ZM130 215V214H129ZM180 215V214H179ZM182 215V214H181ZM189 215H191V214H189ZM194 215V214H193ZM198 214H196V216H197ZM205 215H207V217H208V219H209V216L211 215H209L208 216V214L206 213ZM214 215V214H213ZM57 216V215H56ZM69 216H71V214L69 215ZM80 216V217H81ZM88 216H90L89 215V213H88ZM88 216H86V217H88ZM212 216V215H211ZM217 216V215H216ZM220 216H222V215H220ZM240 216V215H239ZM249 216V217H250ZM252 216H255L256 217V215H252ZM251 216V217H252ZM27 217V216H26ZM32 217V216H31ZM31 217H29V218H31ZM37 217H38V215H37ZM42 217V216H41ZM55 217V216H54ZM73 217V216H72ZM71 217V218H72ZM125 217V216H124ZM137 217V216H136ZM154 217V216H153ZM152 217V218H153ZM187 217H188V214H187ZM195 217V216H194ZM218 217H219V215H218ZM234 217H237V216H234ZM261 217V221H262V216H260ZM28 218V217H27ZM33 218V217H32ZM70 217H64V216H62V215H60L59 216V219H58V221H60L61 222V220L60 219H63V221H67V220H70L69 222H71L73 219H69ZM74 218V217H73ZM90 218H92V216L91 217H89V220H91ZM119 218H120V216H119ZM157 218V217H156ZM186 218V217H185ZM189 218V217H188ZM190 218H192V216H190ZM189 218V219H190ZM211 218V217H210ZM222 218V217H221ZM239 218V217H238ZM241 218V217H240ZM246 218H248V216L246 217ZM20 218L18 217V220H19ZM38 219H39V217H38ZM47 219H45V221L47 220ZM134 219H136V218H134ZM149 219H150V217H149ZM154 219H155V217H154ZM194 219V218H193ZM225 219H227L228 220V218H226L225 217ZM231 219H234V218H231ZM33 220H35L34 218H33ZM51 220V219H50ZM137 221H138V218L136 219ZM145 220H146V217H145ZM151 220V219H150ZM184 220V219H183ZM195 220V219H194ZM201 220V219H200ZM199 220V221H200ZM211 220V219H210ZM210 220H208L209 222H212V221H210ZM235 220H237V219H235ZM235 220H232V221H234L235 222ZM22 221V220H21ZM20 221V222H21ZM36 221V220H35ZM40 221H42L41 219H40ZM52 221H56V219L54 220L53 218H52ZM96 221V220H95ZM103 221V220H102ZM106 221H107V219H106ZM137 221H135V223L137 222ZM141 221V220H140ZM142 221H144V219L142 220ZM155 222L157 221L156 219L154 220ZM163 221V220H162ZM185 221H186V219H185ZM188 221V220H187ZM237 221H239V220H237ZM244 221H247V222H249L248 220H243V222ZM260 221V222H261ZM43 222H44V220H43ZM90 222V221H89ZM97 222H98V220H97ZM104 222V221H103ZM134 222V221H133ZM153 222V220L151 221V223ZM155 222L153 223V224H150L151 225V227H152V225L154 226V224H155ZM190 222V221H189ZM219 222V221H218ZM217 222V223H218ZM243 222H241L242 224H244ZM252 223H253V221H251ZM251 222H249L250 224H251ZM255 222V221H254ZM260 222H258L257 223V225L256 226H258L259 225V223ZM19 223V222H18ZM22 223V222H21ZM24 223H26V227L25 228H28L29 227V224L27 223V219H26V222H24ZM45 223H47L46 224V226L44 227V228H42V229H40V232H37L36 230L35 231H33L32 233H31V230L30 231H28L29 233H30V235H31V239H29V238H25L26 239V241H24V243H22L21 242V244L20 243H12V241L11 242H4V243H0V264H2V262L4 261H10V264H36V262H38L39 261V259L37 258V251H36V247L33 245V243L34 242H32V240H34V241H36V239H38L40 236L42 237V236H44V234H43V231L44 230H46L45 232H50L51 230H53V229H51L52 227H51V225H50V223L49 222H44V225H45ZM81 223H83V220H80V224ZM125 223V222H124ZM134 223V225H136ZM158 223V222H157ZM212 223H214V222H212ZM226 223V222H225ZM238 223V222H237ZM246 223V222H245ZM248 223V224H249ZM8 225V227H6L5 229L3 228V226L4 225ZM67 224V223H66ZM109 224V223H108ZM172 224H173V222H172ZM180 224V223H179ZM227 224V223H226ZM229 224V223H228ZM228 224L227 225H225L226 226V228H224L225 230L226 229H228V231L229 230H233V229H229V228H227L228 227ZM233 224V223H232ZM235 224V223H234ZM233 224V225H234ZM254 224V223H253ZM253 224H251V226L253 225ZM262 224V225H261ZM260 224V226H262V227H264V225H263V223H261ZM33 225V224H32ZM38 225V224H37ZM55 225H58V224H55ZM63 225H65L64 223H63ZM159 225V224H158ZM219 225V224H218ZM241 225V224H240ZM247 225V223L244 225V226H246ZM79 226V225H78ZM149 226V225H148ZM183 226H184V223H183ZM196 226H198L197 224H196ZM207 226H209L210 227V224L208 225L207 224ZM206 226V227H207ZM237 226V225H236ZM239 226V225H238ZM249 226V225H248ZM260 226H258V228L260 229ZM14 227V226H13ZM38 226H36V228H37ZM55 227V226H54ZM57 227V226H56ZM108 227V226H107ZM145 227V226H144ZM174 227V226H173ZM185 227V226H184ZM232 227V226H231ZM38 228H41V226L40 227H38ZM78 228V227H77ZM80 228L82 229V227L80 226ZM92 228V227H91ZM148 228V227H147ZM147 228H146V230H147ZM156 228H157V234H158V231H160V230H158L160 227H158V226H155V229L152 227V229L153 230H156ZM221 228H222V225H221ZM235 228V227H234ZM237 228V227H236ZM240 228V227H239ZM251 228V227H250ZM250 228H247V229H250ZM255 228V226L253 227V228H251V229H254ZM58 229V228H57ZM60 229L62 230V232H61V234L60 235H65V234H69L68 232H69V230H70V228H68V227H60ZM109 229V228H108ZM108 229L106 230V231H108ZM113 229V228H112ZM111 229V231H113ZM149 229V228H148ZM245 228L243 227V230H244ZM258 229V230H259ZM264 228H261V230H263ZM13 230H15V229H13ZM26 230V229H25ZM38 230V229H37ZM42 230V231H41ZM73 231H75L76 229H72ZM172 232H174V228H172ZM240 230V229H239ZM239 230H238V232L237 233H239ZM242 230V231H243ZM260 230V231H261ZM73 231H71V233H73ZM81 231V230H80ZM94 231V230H93ZM221 231V230H220ZM219 231V232H220ZM234 231V230H233ZM60 232V231H59ZM149 232V231H148ZM151 232H152V230H151ZM176 232V231H175ZM226 232V231H225ZM247 232H248V230H247ZM253 232H255V231H253ZM262 232V231H261ZM25 233V232H24ZM75 233V232H74ZM77 233V232H76ZM79 233V232H78ZM83 233V232H82ZM108 233V232H107ZM160 233V232H159ZM163 233V232H162ZM221 233V232H220ZM252 233V232H251ZM13 234H15V233H13ZM58 234V233H57ZM148 234V236L150 237V235H149V233H147ZM161 234V233H160ZM176 234V233H175ZM175 234H174V236H175ZM230 234V233H229ZM261 234V233H260ZM262 234H263V232H262ZM11 236H13L12 234H10ZM46 235V234H45ZM79 235V234H78ZM78 235L76 234V236L78 237ZM143 235V234H142ZM247 236H249V234H246ZM251 235H253V234H251ZM257 235V234H256ZM27 236H29L28 234H27ZM49 236V235H48ZM50 236H51V234H50ZM94 236V235H93ZM216 236H218L217 234H216ZM254 236V235H253ZM252 236V237H253ZM259 236L260 235H257V237L258 238H254L253 237V239H252V237L250 238V236H249V240L251 241V240H254V242H258V239H260L261 237V239L263 240V238H264V236H261L260 238H259ZM38 237V238H37ZM47 237V236H46ZM144 237V236H143ZM143 237H141L142 238V240L144 239ZM146 237V236H145ZM152 237V236H151ZM150 237V238H151ZM175 237H180L179 235L177 236H175ZM245 237V236H244ZM3 238V239H4ZM13 238V237H12ZM50 238V237H49ZM72 238H73V236H72ZM74 238H76V237H74ZM89 238V237H88ZM119 238H120V236H119ZM140 238V237H139ZM180 238H182V237H180ZM188 238V237H187ZM195 238V237H194ZM193 238V239H194ZM223 238V237H222ZM246 238V237H245ZM17 239V238H16ZM19 239V238H18ZM21 239V238H20ZM27 239H29V240H27ZM104 239H105V241H106V245H110V244H114V242H111L110 243V241H111V239L110 238H107L106 237V234L104 235ZM147 239H148V237H147ZM146 239V240H147ZM152 239V238H151ZM150 239V240H151ZM257 241H256V240ZM11 239H9V241H10ZM22 240V239H21ZM53 240H54V238H53ZM52 240V241H53ZM71 240V239H70ZM153 240V239H152ZM161 240H162V238H161ZM224 240V239H223ZM227 240V239H226ZM240 240V239H239ZM261 240V241H262ZM5 241V240H4ZM16 241H18V240H16ZM38 241V240H37ZM65 241H67V240H65ZM97 241V240H96ZM154 241H156V240H154ZM238 241V240H237ZM261 241L259 240V242L261 243ZM77 242H80V241H78L77 240ZM98 242V241H97ZM200 242V241H199ZM245 242V241H244ZM243 242V243H244ZM40 243H42L41 242V240H40ZM45 243V242H44ZM52 243V242H51ZM82 243V242H81ZM148 243H150V242H148ZM148 243H145L146 245L148 244ZM195 243V242H194ZM214 243V242H213ZM230 243V242H229ZM242 243V242H241ZM49 244V243H48ZM48 244L47 245H45V246H48ZM53 244V243H52ZM52 244H51V246H52ZM78 244V243H77ZM76 244V245H77ZM86 244V243H85ZM99 244V243H98ZM119 244L121 245V243H118V245L117 246H112V247H109L108 249H107V251H110V253H114V256L113 257H109L108 256V258L107 257H103L104 255H102V257L104 258H102V264L104 263V264H139V261L137 262V261H135V258H130V259H128V257L125 255V253H126V251L127 250H125V251H120V249L123 247H120L119 246ZM231 244V243H230ZM245 244V243H244ZM243 244V245H244ZM250 244V243H249ZM248 244V245H249ZM19 245V246H18ZM126 245H127V243L125 244V247H126ZM193 245V244H192ZM195 245V244H194ZM215 245H217L216 243H215ZM262 245V244H261ZM41 246V245H40ZM42 246H43V244H42ZM89 246H91V245H89ZM97 246V245H96ZM129 246V245H128ZM145 246V245H144ZM244 246H246V245H244ZM244 246L242 247V248H244ZM254 246V245H253ZM250 247V248H254V247ZM18 247H19V249H18ZM44 247V246H43ZM74 247V246H73ZM95 247V246H94ZM169 247V246H168ZM202 247V246H201ZM248 247V248H247ZM246 248H247V250H249V246H247ZM256 247H259L258 246V244H257V246ZM8 248H9V250H8ZM41 248V247H40ZM48 248H49V246H48ZM51 248V247H50ZM49 248V249H50ZM75 248H76V246H75ZM97 248V247H96ZM145 248V247H144ZM147 248V247H146ZM217 248V247H216ZM239 248V247H238ZM263 248V250H264V247H262ZM21 249H26V251H22ZM44 249V248H43ZM73 249V248H72ZM72 249H71V251H72ZM89 249V248H88ZM94 249V248H93ZM99 249L101 250V248L99 247ZM125 249V248H124ZM140 249V248H139ZM156 249V248H155ZM165 249H166V247H165ZM171 249V248H170ZM174 249V248H173ZM221 249V248H220ZM45 251V253L48 251V249H47V251H46V249H44ZM91 250V249H90ZM95 250V249H94ZM93 250V251H94ZM131 250H133L132 248H131ZM179 254H177V256L179 255L180 256V251L179 250H177V248L175 249ZM174 250V252H172L171 251V253H172V255H170V256H172V260H173V257L175 256V254H176V251ZM246 250V251H247ZM256 250V249H255ZM9 251V255H11V256H5V258L2 256V255H6V253ZM21 251L22 252H24L25 254H24V256L21 254ZM40 251H41V249H40ZM86 251V250H85ZM181 251H182V249H181ZM195 251V253L198 255H195L194 254V256H196L197 258L199 257V256H201L202 257V260H203V256H205V255H207L208 253V256L211 254L210 252L212 251V249H210L209 250V252L208 251H206V252H204V253H201L200 252V250L199 249H197V250H194ZM216 251V250H215ZM239 251V250H238ZM237 251V252H238ZM242 251V250H241ZM96 251H94V253H95ZM102 252L104 253V251L102 250ZM105 252H106V249H105ZM130 252V251H129ZM143 252H145L146 253V251H143ZM240 252V251H239ZM254 252V251H253ZM258 252V251H257ZM263 252V251H262ZM89 253V252H88ZM107 253V252H106ZM109 253V252H108ZM155 253V252H154ZM174 253V254H173ZM182 253H184L185 254V252H183L182 251ZM232 253H235V252H232ZM231 253V254H232ZM244 253L245 254H247L245 251H244ZM252 253V252H251ZM187 254V253H186ZM190 254H193V251H191L190 252ZM223 254V253H222ZM224 254H225V252H224ZM249 254H250V250H249ZM258 254V253H257ZM257 254H255L256 256H258ZM22 255V256H21ZM40 255V254H39ZM43 255H45V254H43ZM97 255H98V253H97ZM211 255H213V254H211ZM260 255V254H259ZM264 255V254H263ZM46 256H47V254H46ZM53 256V255H52ZM54 256H55V254H54ZM89 256H91V255H89ZM95 256H96V254H95ZM155 256V255H154ZM177 256H175L174 258H176ZM178 256V257H179ZM183 255L181 254V256H180V258H183L182 257ZM207 256V257H208ZM244 256V255H243ZM96 257H98V256H96ZM153 257V256H152ZM190 257H192V256H190ZM196 257H193V258H196ZM210 257V256H209ZM212 257V256H211ZM210 257V258H211ZM214 257V256H213ZM232 257V256H231ZM246 257H248V256H246ZM42 258V257H41ZM47 258V257H46ZM56 258V257H55ZM93 258V257H92ZM95 258V257H94ZM185 258V257H184ZM183 258V259H184ZM193 258H190V261H193ZM196 258V259H197ZM221 258H223V257H221ZM240 258H242V257H240ZM249 258V257H248ZM91 259V258H90ZM169 259V258H168ZM177 260L179 259V258H176ZM183 259H179V260H183ZM192 259V260H191ZM252 259V258H251ZM43 260V259H42ZM51 260V259H50ZM128 260V261H127ZM184 260H187L186 258L184 259ZM242 260V259H241ZM92 261H93V259H92ZM154 261H156L155 259H154ZM176 261V260H175ZM197 261V260H196ZM199 261V260H198ZM245 261H247V259L245 260ZM249 261V260H248ZM56 262V261H55ZM54 262V263H55ZM60 262V261H59ZM59 262H56L57 264L59 263ZM62 262V261H61ZM183 262V261H182ZM224 262V261H223ZM235 262V261H234ZM239 262V261H238ZM9 263V262H8ZM51 263H52V261H51ZM53 263V264H54ZM67 263V262H66ZM186 263V262H185ZM184 263V264H185ZM192 263V262H191ZM204 263V262H203ZM202 262H201V264H203ZM207 264H209L208 262H206ZM240 263V262H239ZM251 263V262H250ZM259 263V262H258ZM46 264V263H45ZM60 264V263H59ZM62 264V263H61ZM100 264H101V262H100ZM174 264H175V262H174ZM189 264H190V262H189ZM192 264H195L194 262L192 263ZM197 264H199V263H197ZM234 264V263H233ZM246 264H247V262H246ZM259 264H264V259L261 261V263H259Z\"/></svg>",
	"mask_w": 264,
	"mask_h": 264
}]
</instances>
